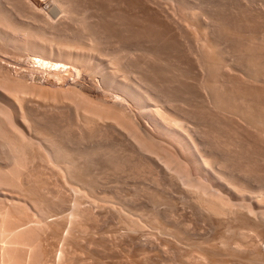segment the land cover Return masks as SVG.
Listing matches in <instances>:
<instances>
[{"label":"rangeland","instance_id":"rangeland-1","mask_svg":"<svg viewBox=\"0 0 264 264\" xmlns=\"http://www.w3.org/2000/svg\"><path fill=\"white\" fill-rule=\"evenodd\" d=\"M12 1H15V2H12ZM78 1L80 2L79 5L76 4L75 7H73V9H72V5H70V6L67 5V7L70 9V12L71 11L73 12V10H74V13H72V12L69 13V12L65 11V8H62L59 6L58 3L56 2V0H23L21 2L19 1L18 3H16V0H9V1L8 0H0V5L2 6V8H4V9L6 8L7 11H9L10 15L12 16L10 18L13 19L12 21L14 23L17 22V26H15V28H18V29H15V28L12 29L9 27L10 29L7 30V33H9L11 36L9 39H12L14 41L13 42L12 40H10V42H9L10 46L9 47L7 46V44L3 43V41L0 39L2 41V42L0 41V108H1L0 118L3 117V119H5V120L1 119L2 122L4 121L3 122L4 125H2V126L3 127L5 126L6 128L7 127L10 128V127H14L15 125H17L15 127H16V130H18L17 132H19V133H17V132L16 133L21 135L22 138L30 140V141H25L23 139V141H25L27 143L31 142V141L33 142L36 139L33 143L31 142L32 143L31 145L28 143L30 145V148H28V149H31V147L33 145H35L38 148H36L35 146L33 148L38 149V151L39 150L40 151L37 154H35L37 152V150L32 148L31 150H29L27 152L29 153L32 150L35 151L34 154H32V152H31V155L29 153V155L31 157L30 159L34 158L36 160V158H37L38 161L35 162L33 159V160H31V162L34 161L35 165L37 164V162L42 163V164H40V166L41 165L42 166H41L40 170L38 169V167H36V170H38V171H36L34 165H33L34 168L31 166L33 163L31 164V162H30L29 165L31 168L27 167V169L32 170V168H33L32 173L35 170L36 171V172H34L35 174L36 173L38 174V172L43 173L44 176H42V173L40 175L44 180L43 182L46 185L45 187L48 188V189L45 188L46 190L44 189L45 192H48L49 195L51 192V194L56 195V197H57V193L61 188L62 189L65 188V189H63L64 192L66 189H69V190H67L69 192L73 188L71 192H69V193L65 192L66 194H68V196H70V198L68 196L67 197H68L69 202L71 204L68 202L66 204H69V206L64 205V206H62L63 207L62 209L60 207V209L58 210L59 213L56 214V216H53V214L52 215L50 214V217L48 220V222L49 221L52 222L55 217L61 216L60 219H63V220H61V223H60V226L62 225L60 227V230L63 233L62 235L64 236L65 239H66V237L71 238V240H68V239L65 240L64 239V242L60 243L62 245L59 244L60 246L56 247L55 254H56L57 258H59V259H60V257L64 258L65 264H67L69 262H71L69 264H87V263L91 264L92 262L93 263L98 262L97 264H101V263L102 264H211V263L212 264H216V263L217 264L218 263L219 264H230V262H231V264H258L260 262V263L264 264V254H263V252H264V250H263L264 249V247H263L264 246V176H263L264 175V172H263L264 171V160H263V158H264V146H263L264 141L263 140L264 139H261V141H260V139L258 141H256L257 137L255 134V130L252 127L253 125L247 126V124L245 125V122L243 123V121H237L240 119L239 117H238L239 119L237 117L235 119V117H234L236 122L235 121L233 122L232 116H235V115H233V113H232V115H231V113L227 114V115H229V117L226 116V118H224L225 115L221 116V118L223 117L225 120L228 119V123L225 122V120H223V119H220V121L223 120V121H221L222 124H220L216 121L213 122V124L217 123L216 125L214 124V126H217V127H214L212 125V123H210V122L204 121L203 123H205V125L210 123L209 125H211V129L214 127L212 129V132H211V130L209 129L210 126L208 125V129H209L208 130L207 126L202 125L203 124L201 122L202 119H200L201 118L200 116H203V115H200L201 111L206 112V110H204L202 107H200V105L197 103L198 102L197 98L196 97L194 98V96L192 94L190 95V93L187 91L184 92L185 95L182 94V95H184L183 98L185 99L186 102L184 101V99H182V97H181L182 95L180 97L177 96L178 99L175 95H173L174 97L171 96L170 98H168L169 96H167L168 99H171L173 97V99H171V103H170V100L168 102L170 104H175V103L177 104V103H179V98H180L181 100H183L182 102H180V104L182 103L183 105L187 106L186 110L187 109L189 110V107L191 106L190 111H191V109H193V110H195V113H197V114L200 113L199 114L200 116L199 115L197 116V117H199V118H197V120L200 121V124H198V127L200 125V128H199V130H196V131L198 132L197 137L200 138V141L198 140V142H201L202 146H205V148L204 147L202 148V146H200L201 144L199 145L201 147V149H198L196 146H195L196 147L195 148L193 146V144L190 146L191 143L189 141H186V143H184V144H180L173 137V134H174V132L176 133V131H174L172 128H170V126H167V124L164 125V123L162 122L163 121L162 120L163 119L162 113L164 112V113H166V115H168L167 112L169 110L171 111L170 106H168L169 104H167V103L164 104L168 100L165 95H168V94L171 95L173 93L171 91H173L174 87L176 86L174 84V82L171 83L172 80L168 79L169 77H166L165 75L170 74V73H172L170 75H173V73H174L173 71H175V73L179 76V80H180V77L184 75L183 72H186V73L189 72L188 73L189 75L185 73L188 77H185L186 75H184L183 78L181 77L180 81H182V83L184 82L185 85H186V83L192 84L194 87L197 84H199V82L201 81L200 79L203 77L204 73H203L202 69L200 68L202 66L201 62H200V61H202V59L200 61L198 60L199 58H197V57H199V55H197V54H200V53L196 51L197 49L199 50L201 48V44H202L201 41H203L200 38V37H202V36H200L201 35L200 33H201V31L203 32V28L205 27V26L203 27V25L209 24L211 21H215V22H217V24L218 23L220 24L221 22L218 19L222 18L223 17L222 15H224V14L230 15L229 13H231L233 15H236V14L238 15V11L241 9L245 10V12H247L248 19H250L253 16L250 19L251 23L256 22V21L252 22L253 18H255L258 22V17L261 15V13H263V15H264V10H263L264 9V0H148V1L144 0L145 4H146L145 6H147V8H146L147 11L148 12L150 11V13L153 11L151 14H154V15L156 14L155 17L158 15L155 18V20L157 18L158 19L155 21V23H153V24L150 23L151 27H149V28L151 29L152 27H154V28H152L154 30L155 28H158L156 26L159 25V27H160V28H158L159 32L163 31L161 29L167 28L164 30V32L168 31V34L170 33L169 37L166 35L169 39L172 38V40H174L173 38H175L176 41L173 43L177 44L176 47L174 46L177 50H175V48L172 47L169 43H167V44H169L168 46H167V44L161 45V48L162 47L163 48L159 50V48H160L159 44H163L164 42L166 43V41H167L166 39H168V38L163 37L164 40H166V41H162L163 40L162 35L163 34L165 35L166 33H163V32H161L163 34L158 33L156 31L158 29L154 30V32L157 33L156 34L157 36H155L154 32H153L154 35L152 33H151L152 35H150L153 37L155 36L154 38L153 37L151 38V40L152 41L154 40L153 42H155V43H157V41L160 40L159 38H161L159 43L156 44L158 46H156L152 42L150 43L149 40L145 41V39H143L141 36H139V34H142V32L139 34L137 33V35H135L137 31L140 32L139 30H135L133 32L135 34L131 33V36H133L132 37L133 39L130 41L125 40L124 38H118L120 36H123V35H121L122 32H123L122 34H127L128 28H125V27L121 28L120 26H117L114 24V26H117L118 28L116 27V29H113V31L115 33H117L118 35L117 36L113 35L109 26L112 28V26H113L112 23L114 22V20H112L113 22L111 23V20H110L111 15H107L105 17L107 9L105 11H101V13L98 12V14L97 13L95 14V13H93L92 10L87 9V7L85 6L87 4L86 0H78ZM97 1H99V0H97ZM116 1L118 2V5H116L115 1L113 2V4L116 5V6L114 5L115 6L114 11L116 10L115 9L116 7L117 8H124V6H125L124 3L126 4L125 0H122V1L116 0ZM123 1H125V2H123ZM179 1L181 4L179 3ZM146 2L148 3V5ZM81 3L83 4V6L81 5ZM93 3L97 4V2H93ZM18 4H20V5H18ZM25 4H26V6H25ZM121 4H123V5H121ZM182 4H183V6H182ZM97 5H100V4H97ZM119 5H120V7H118ZM184 5H186V7ZM121 6H123V7H121ZM111 7H112L111 9L113 11V6H111ZM182 7H184V8L182 9ZM108 8H110V7H108ZM135 9L138 10L140 8L137 7ZM162 10H163V12H161ZM191 10L194 12V15L197 12H199V13H197V15L200 14V16H197V15L194 16L193 12H191ZM247 10H249V11H247ZM166 11H168V12H166ZM188 11H190L191 13L190 14L187 13ZM107 12H108V10H107ZM131 12H134V11L131 10ZM131 12H128V13H130L129 16H131V18H132L133 14ZM157 12H159V13H157ZM251 12L252 13L254 12V13L252 14ZM116 13H117V11H116ZM119 13H120V11L117 13V17L121 16V14H122L121 17H123V13L121 12L120 15H119ZM166 13L171 14V16L169 14H166ZM221 13H222V15H221ZM164 14H166L167 16L166 15L164 16ZM218 14H220V15H218ZM172 15H173V17H172ZM72 16H74V18H71ZM82 16H85V17H82ZM186 16L187 17L189 16V17L186 18ZM249 16H250V18H249ZM97 17L101 18V19H98ZM103 17H105V19H103ZM169 17H171V18H169ZM180 17H182V18H180ZM190 17L192 19L193 18L195 19V17L196 18L198 17L199 20L195 19L196 21L194 24V21H190V19H191ZM206 17L208 18V20ZM209 17H211V20ZM95 18L97 21L95 20ZM107 18L109 19L111 24L108 21H106ZM200 18H202V19H200ZM212 18H213V20H212ZM77 19H82L85 22V24L88 25V27L93 28V29L92 28L91 29L89 28V29H90V32L92 33L93 38H95V36H96V38H95L96 44L94 43V45H96V46L88 45V44H90V42L92 44L93 39L91 36H89L87 34L88 32L82 30L83 27L80 25V23L77 21ZM119 19H118V21L120 22ZM186 19L187 20L189 19L188 21H190V22H188ZM75 20H76V22H75ZM204 20H205V23H204ZM98 21L100 24L99 23L97 24ZM103 21H104V27L106 26L105 24H107L106 28H108V31L107 30L103 31L104 30V28H102L103 27L102 26ZM115 21H117V20L115 19ZM121 21H123V22H121L120 24H122V23L125 24L123 19ZM198 21H200V22L202 21V23H200V22L198 23ZM22 22L24 23V25ZM215 22H211L210 24L213 23L212 25L214 27V26H216V25H214ZM18 23H19V25H18ZM78 23H79V25H78ZM114 23H116V22H114ZM261 23H263V22H261ZM21 24L23 25V27ZM200 24H201V26H200ZM136 25L138 28H142V27L144 28L145 27L144 29H146V26H143V24H142V26H138V24H135V22H133V26H136ZM19 26H21V27H19ZM114 26H113V28H114ZM137 27H135V28H137ZM168 27H169V29H168ZM198 27L200 30L198 29ZM132 28L135 29L134 27H132ZM121 29L122 30L124 29V30L122 31ZM194 29H195V31H194ZM153 30H150L149 32H151ZM95 31H97V32H95ZM124 31H125V33H124ZM173 31H175V32H173ZM93 32H95L96 34L94 33L95 34L94 35ZM172 32H173V34H172ZM180 32H182V33H180ZM189 32L191 33V35H189ZM245 32H248V29ZM31 33L39 38L40 41H38L39 42L38 44L43 46V48H42V46H39L41 49H38L39 51H42L41 53L35 52L36 50L32 51L31 49H28V48H26L27 49L26 50L22 47V45L24 44L23 42L27 41V39H29ZM104 33H106V34H104ZM110 34H111V36L116 37V39H115L116 41L113 40V37H111ZM194 34L197 35V37L195 36V38L197 40L196 43L194 42L195 41V38H193L194 36H192ZM246 34H248V33H246ZM258 34L261 35L260 32H257L254 35H258ZM134 35L137 37L135 38ZM159 35H161V36L158 37ZM170 35H171V37H170ZM86 36H89V37H86ZM125 36H123V37H125ZM90 37H91V40H90ZM156 37H158V38H156ZM137 38H138V40H137ZM198 38H200V40H198ZM218 38H220V40H222V42L220 43L221 48L223 47L222 51L225 50L226 48H228V49H226V50H228V52L226 50H225L226 52H223V53H225V55L227 54L226 56L224 55V57L227 59L229 57L228 55L229 54L231 55V50L233 53V48H231L232 47L231 45H229V44L227 45V43L225 44V41H224V39H222L221 36L215 37L216 42H218V41L220 42V40ZM120 39H122L121 42L119 41ZM68 40H70V41H68ZM172 40H171V42H172ZM19 41H20V43H18ZM256 41H258V40H255V43H258ZM219 42H218V45H219ZM1 43H3L4 45ZM21 43H22V45H20ZM82 43H83V45L86 46L85 50L82 49V45H81ZM97 43H98V45H97ZM145 43H147V44H145ZM197 43H199V44H197ZM222 43H224L225 45ZM15 44L17 45V47L15 46ZM152 44H153V46H152ZM196 44L198 47L199 46L200 47L196 48ZM154 45L157 48L154 47ZM18 46H20V47H18ZM165 46H167L168 48ZM148 47H149V49H148ZM153 47H154V49H153ZM170 47H172V48H170ZM173 48H174V50H173ZM42 49L45 50V52ZM67 49L69 51H67ZM88 49H89V51H88ZM93 49H96V50H93ZM146 49H148V51L150 52L149 55H148L149 52H147V51H146L147 55H146V52L143 53L144 50H146ZM150 49L153 51H151ZM28 50H31V52ZM157 50L160 51V53H158ZM63 52H65V54ZM134 52H136V53H134ZM153 52L158 53V54L156 55ZM196 52H197V54H196ZM36 53H38V54L36 55ZM69 53H71V54L69 55ZM137 53H140V54H137ZM66 54H68L69 57ZM77 55H79V56H77ZM130 55H131V57H129ZM137 55L138 56L141 55V56L136 57ZM194 55H195V57H194ZM200 56H201V54H200ZM84 57L87 59H85ZM134 57L136 59L137 58L138 59L135 60ZM179 57H181V58H179ZM128 58H130L129 59L130 61L132 58H134V59H132V61L135 60L133 62V64H132V62L130 63V61H128ZM194 58L195 59L197 58V60L195 61ZM159 59L160 60L162 59L161 61L164 60L163 61L164 64L167 62L168 65L165 64L166 66H164L160 62H157V61H160ZM167 59H168V61H167ZM82 60H84V61H82ZM119 60H121L120 61L121 63H122V61H124L122 64L125 65L124 67L128 68V69L126 68L128 71L125 70V72H123L124 70H122V72L118 73L117 76H115V78H117L116 80L115 79L110 80L109 79L110 76H112V74L115 73V71L113 72V70H115L116 66H118V65H116V63L120 64V62H118ZM177 60H179V61H177ZM228 60H230V59H228ZM63 61H64V64L62 63ZM141 61H144V62L140 63ZM197 61H199V62H197ZM242 61H244V64L247 62V60L245 58ZM126 62L130 63V64H128L130 66H127ZM136 62H138L137 65L140 68L138 66H135ZM54 63H56V64H54ZM124 63H126V64H124ZM156 63L161 65L160 69H161V67H162V69L163 68L166 69L165 67H167V68L169 67V69L171 68V71L166 69L168 73L162 76L161 74H164V73L160 74L162 69L160 70L159 65H157V66L155 65ZM242 63L243 62L240 61V64H242ZM151 64H152V66H151ZM174 64L177 67H175ZM141 65L144 66L143 68L145 70H143ZM148 65H150L152 68L150 66H149L150 67L149 68ZM169 65L172 67H170ZM194 65H196V66H194ZM131 66H134L135 69H137V70L133 71L134 69H132V68H134V67H131ZM154 66L159 70L156 71V74L154 72L152 75L150 72L152 69L155 68ZM180 66H181V68H180ZM245 66H246V64H245ZM129 67L131 68L132 71L130 70ZM137 67L141 71L143 70L145 72L144 74L147 73V70H150V72H148L146 75H147V77H149V75H152V76H150V79L153 78L155 81L154 80L151 81L149 78H146V79L150 80V81H148L150 83V85H149L146 82L147 80L144 79L145 77L143 78V77L138 76V75L143 76V71L142 72L138 71L139 69ZM173 67H175V68H173ZM156 68H155V70H156ZM188 68H190V69H188ZM179 69H180V73L181 74L183 73V75H180L178 73ZM217 69L218 68H215V70H217ZM155 70H153V71H155ZM198 70L202 74L201 78H200V76H201L200 73H199V76L197 75L199 72ZM129 71H131V74ZM176 71H178V72H176ZM139 72H140V74H138ZM157 72H159V73H157ZM214 72H216V71H214ZM122 73H124V76ZM135 74H137V75L134 76ZM157 74H159L161 77ZM176 74H174V75H176ZM125 75H127V77L131 76L132 80H134L136 82H140L141 85L143 84L142 82L144 81L145 83L148 84V85L147 84L145 85L147 87L148 86L151 87V85H152L151 88H153L154 85L157 86L156 84H158V86L156 88L157 91H158V87L160 85L163 86V87L160 86L161 88H164V83L162 81L165 78L166 80H164V82L167 81V82H165L167 84H165V90L163 89V93L165 92L166 94L164 93V95H161V97L165 96V98H163V99H165V100L167 99V100L165 101L160 97V95H159L160 92H157L156 90H154L155 87L152 90L150 88H149L150 90H148V88H145V86H144L143 89L144 90L146 89V90L143 92H146V91L151 92L152 91L153 95H154V91H156L154 96H157V93L159 95V96H157L158 99L155 97L158 100V101L156 100L157 103H156V101H154L155 99L151 93L150 94L147 93L148 96L143 94V95H145V97L143 95H141L144 98H142L141 96H140V98H137L140 95V94H138V91L132 90L133 92L135 91L134 94H131L132 91L130 92V94L124 92L125 91L124 86H127L126 84H128V81H129V78H127L128 81H126ZM122 77L125 79H123ZM139 77L141 78V80H142V78L144 80H142V82H141ZM157 77H158V79H157ZM135 78L136 79L139 78V79L136 80ZM208 78H210V77H208ZM185 79H186V81H185ZM132 80L130 82H132ZM202 80H204V79H202ZM105 81L107 83L108 82L111 83L114 81L115 82L110 84L112 86V88H110L111 86H109V83L105 85V83H106ZM154 82H155V84H154ZM193 82H194V84H193ZM122 83H123V85H122ZM166 85H168V86H166ZM198 86H196V88ZM117 87H118V89H117ZM122 87H123V89H122ZM213 87H215V86H213ZM213 87H211V86L208 87V92L210 91V88L215 89ZM161 88H159V90L162 91ZM168 88H169V90H168ZM177 89H179V87ZM197 89H199V88H197ZM119 90L122 93H120ZM124 93H126L128 95V97H127V95L126 96L123 95ZM188 93H189V95H188ZM214 93H215V91H214ZM135 94H137L138 96L136 97ZM132 96L136 99L135 101L134 100L132 101V99H131ZM185 96L186 97L191 96V97H187V99H191L192 101L189 102L190 100H186ZM148 97H151V99H154L153 100L154 102L151 99H150V101L147 102V99H149ZM160 98L163 101L160 100ZM193 98L195 100H193ZM139 99H140L141 103L135 105L136 103L134 104V102L138 103ZM174 99H175V103L174 102L172 103V100H174ZM206 100L207 99H205V101ZM159 101L160 102L162 101V102L160 103ZM176 101H178V102H176ZM194 101H195L196 106L194 105ZM207 101L209 103V104L208 103L206 104V105H209V106H207V110L209 109L208 112H212V115L214 114L213 112L218 113L219 111H215V109L211 108V106H210L211 104H210L209 100H207ZM200 102L203 103V101H200ZM155 103L158 106L155 105ZM184 103H186L187 105ZM142 104H144V105H142ZM243 105L246 106L244 103L243 104L241 103V105L239 104L238 106H243ZM136 106H138V107H136ZM140 106L142 109L140 108ZM167 106H168V109H167ZM198 106H199V108H197ZM171 107H173V106H171ZM101 108H102V110H101ZM138 108H140L141 110H139ZM194 108H196V109H194ZM155 109L157 111L159 110L158 113H161V115L158 114L157 111H155ZM3 110H6V111H3ZM9 110H10V112H9ZM103 110L104 111L106 110V111L104 112ZM152 110H154V111H152ZM165 110H168V111H165ZM95 111H97V112H95ZM196 111H199V112H196ZM109 112L112 114L114 113V114L112 115ZM98 113H99V115H98ZM104 113L108 116H106ZM168 113H170V112H168ZM216 113H215L214 117L220 115V112L217 115H216ZM238 113H239V111H238ZM86 114H88V116ZM73 115H74V117H73ZM89 115L92 116L93 118H96V119L91 118V119H93L91 122V125H89L91 128L90 127L87 128L86 123L84 126H82V124H81V122L84 121L83 120L84 117L87 116L88 119L90 118ZM212 115L210 118L211 120H212ZM159 116H161V118ZM122 117H123V119H122ZM103 118H104V120H103ZM110 118H112V119H110ZM33 119L34 120L38 119L39 121L37 120L36 122H33L34 121ZM61 120H64V121H61ZM40 121L42 124L40 123ZM84 122H83V124H84ZM223 122H225V123H223ZM262 122H264V121H262ZM33 123H35V124H33ZM78 123H80V124H78ZM92 123H94V124L92 125ZM239 123H240L241 128L238 127ZM242 123L244 125H242ZM31 124H33V125H31ZM48 124L49 125L51 124V125L48 126ZM95 124H96V126H95ZM101 124H103L104 126ZM226 124H227L228 128L225 129ZM260 124H258L257 127L260 126ZM29 125H31V126H29ZM38 125H41V127H39ZM79 125H81V126H79ZM220 125L223 126V128L225 129L224 131H223L222 126L220 127ZM37 126L42 133L44 132V134L46 133V131H49V130H47V128L49 127L51 134L55 135V136L50 135V139L53 137H56L57 135H59L57 138H59L61 136L62 138H59L61 140L58 139L61 143L60 145L57 143V141H58L57 138H55V140L51 139L53 142H55V145H57V146L58 145L59 146L64 145L65 148H69L70 150L72 149V151L75 153H76L75 149H77V151L82 149L81 151H83V153L85 150H86V152L88 150L87 153H89V154H87L85 152V154L81 156L82 153L78 152L77 154L78 155L80 154V156H77V157L78 158L84 157L85 159L84 158L83 159L85 161L80 158V161H83L84 164L88 163L91 160L89 162L88 166H90L92 164V167H94L95 169L90 167L91 171H93V172H90L89 170L87 172L86 167L88 168V166H86L87 164H85L86 167L82 168V169H86V172H85V170H83L82 171L83 174L89 173L91 175L88 176L85 174V175H82V177L84 178V176H86L87 178H85V179H86V181H89L88 183H91V182L95 183V181H97L98 183L95 184L96 188H97L95 195L98 196L99 198L101 197L102 199H105V197L107 198V201L105 200L106 202L104 200H102V201L99 200L98 201V203H99L98 207H97V205L94 208L92 207L94 212L91 211V214L93 213V215H91V216H93V217H91L90 215H87L88 217L81 216L82 218L80 217V215H77L78 217H76L75 211H73L74 208L71 205H73L74 201L77 200V198H78L77 201H78V203L80 202L79 203L80 209L81 208L87 209V210L91 209V208L88 209V207L90 206L88 204H91V201L88 200L89 198L87 199V197H89L88 191H91V190L86 191L85 188H82L83 186L80 187L81 189L78 187V190H75L77 188L76 186H73L71 188L70 186H72V185H70V183H67L68 181L66 180L65 177H62L61 175L56 174L55 170H53L55 168L54 164H56V163L55 162L53 163V161H52L51 163H53V165L49 164L48 162H50L51 160L47 159L48 157L45 158L47 154L49 156L48 152L50 151L48 149V148H50V145H49L50 139H48V137H49L48 133H50V132H47L48 135L45 134V136L47 137V138L45 137V139H48V141H45V139L44 140L42 139V138H44V134L42 135V133H40V131H37V130H39V129H37ZM66 126H67V128H66ZM92 126L94 128H92ZM105 126H106V130H105ZM234 126H236V127L233 128ZM243 126H245V129ZM33 127H34V129L35 128L37 129V130L36 129L35 130L37 131L38 135H36L37 133L33 129ZM45 127H47L46 131H43L42 129L45 130ZM77 127H79V128H77ZM99 127H100V129H99ZM218 127H219V129H218ZM242 127L244 130L242 129ZM8 128H7V130H8ZM65 128L67 129V131ZM203 128H206L207 131ZM236 128H237V130H236ZM250 128H251V130H249ZM11 129H14V128H11ZM84 129H86L87 131ZM97 129H99V130H97ZM52 130H53V132H52ZM55 130H56V132H55ZM83 130H84V132H83ZM101 130H104V131H101ZM215 130L217 132H215ZM219 130H221V132L224 133V135H223V137L225 138L224 140L231 142V143H228L225 141L226 144L227 143L230 144L229 145L230 151L228 152V153H230V155L227 152H225V150L226 151L228 150V148L226 149V147H228V144L225 145V144H223L224 142L221 141L222 140L221 139L222 138L221 132H220V134H217V133H219ZM240 130H242L244 132H242ZM65 131L68 133H66ZM98 131H100V132H98ZM204 131H205V133L207 132L206 135H205ZM227 131H228V133H227ZM234 131L236 132L235 135H234ZM225 132H226V134H225ZM252 132H254V133H252ZM39 133H40V135H39ZM92 133H93V135L91 136ZM213 133H214V135H213ZM249 133L252 134V136H250ZM24 134L29 135V136H25ZM64 134H67V135H64ZM208 134H209V136H208ZM253 134H254V136H253ZM41 135H42V137H40ZM225 135H226V137H225ZM237 135H239V136L237 137ZM66 136H68V138ZM69 136H71V137H69ZM75 136H77V137H75ZM84 136H85V138H84ZM200 136H203V137H200ZM206 136L208 138H211V139H209L211 141H209ZM210 136H212V137H210ZM219 136H220V138H218ZM72 137H73V139H72ZM197 137H196V139H199ZM216 137H217V139H216ZM253 137L254 138L256 137V138L254 139ZM150 138H152V140ZM231 138L233 139L232 141H231ZM235 138H237V140ZM39 140L41 142H39ZM80 140H82V141H80ZM217 140H219L221 142H219ZM206 141H209L210 144L211 143L212 144L210 145L209 142H206ZM187 142H189V143H187ZM214 142H215V144L216 143L217 144L215 145ZM252 142H254V143H252ZM45 143H48L47 144L48 146H46ZM203 143H205V144L203 145ZM244 143H245V145H244ZM37 144L39 146H37ZM237 144H239L240 150H239ZM257 144H258V147L260 150H256L257 153H255L253 148L255 149ZM181 145H183V146H181ZM220 145L222 148L220 147ZM246 145H249V146H246ZM94 146L97 150L94 148ZM207 146H210L211 149H210V147H207ZM61 147H63V146H61ZM64 147H63V149H65ZM99 147H100V149H99ZM106 147H108V148H106ZM146 147H147V149H146ZM206 147H207L208 151L210 150L209 152L212 151V153L210 154L212 156H213V150L215 148L213 157L209 155V152L207 150L203 151L206 149ZM234 147H236V148H234ZM241 147H242V149H241ZM243 147H245V149ZM109 148H110V151H109ZM247 148H248V150L251 149L252 152H251V150L248 152ZM46 149H48V151ZM91 149H95L97 152L95 150H91ZM2 150L3 149L0 148V151H2ZM65 150H68V149H65ZM70 150H68V151H70ZM90 150H91V152H90ZM103 150H105L104 153H106V154H109V155L113 154L112 158L114 159V161L116 160V162H117V159L119 158L118 160L120 161V163L124 162V161L126 162V160L129 161V163H126V164L124 163L125 165H122V163H121V167L119 168L118 167L119 162H117V163L115 162L116 166L118 164V166H117L118 170H116L115 166L112 163H110L114 166V168H115V171H114V170H112V168H113L112 165H107L109 163L106 161L107 158L104 157V155L105 156H107V155L103 154V152H102ZM147 150H151V151L148 152ZM198 150L200 151L199 152L200 154L201 153H203V154L199 155ZM244 150H246V151H244ZM6 151L7 150L5 149L2 153L4 155H6ZM46 151H47V154L44 153ZM72 151H71V153L73 155H75V153H73ZM92 151H94L95 154ZM98 151L102 152V153H99ZM258 151L261 153H258ZM51 153L52 152H50V154ZM128 153H130V154H128ZM205 153H207V154H205ZM219 153H221V155L223 154L225 157L229 156V157H227L229 159H232V157H233V159L231 161L233 163L230 162V164H228V162L226 161L227 162L226 164H228L229 166L225 164V170H223L224 167L221 166L222 164L219 161H217V158L219 160V157H217V155L219 156ZM243 153H245V155ZM38 154H43V155L41 156ZM92 154H94V156ZM249 154H251V155H249ZM88 155H90V156H88ZM98 155H99V157H98ZM109 155H108V157H109ZM235 155H237V156L235 157ZM242 155H244V156H242ZM252 155H253V157H252ZM40 156H41V159L44 158V159L48 160V162L46 160L44 161V159L42 160L43 162H40L41 161L39 159ZM117 156H118V158H117ZM125 156H127V157L131 156L130 158L128 157L129 159H131V161ZM255 156H258V157H256V158H258V159H256V160H258V162L255 160ZM259 156L262 157L263 162H260L261 158ZM139 157H141V158L139 159ZM144 157H146V159H148V161L146 159L144 160ZM149 157H151V158H149ZM199 157H201V158H199ZM202 157H203V159H202ZM206 157H207V159H209L208 160L209 161L208 162L209 168H206V166L204 168V166L202 165L204 163V162L202 163V161L207 160V159H205ZM209 157H212V159L215 158L216 161L220 163V166L218 163H217L218 165L217 164L212 165L213 160H211ZM227 158H225V159H227ZM4 159H2L3 160L2 163H3L4 167L7 165L9 166V164L12 161L9 160V162H8L7 159H5V160ZM86 159H87V161H86ZM92 159L93 160L95 159V160L93 161ZM100 159H101V161H99ZM215 159H214V161H215ZM76 160H78V159H76ZM102 160H104L106 162H104ZM142 160L144 162H149V161L150 162L148 164L147 163L145 164ZM44 162H46V163L43 164ZM77 162L79 163V161H77ZM252 162H254V163H252ZM150 163H151V166H150ZM236 163H238V164H236ZM246 163L247 164L251 163V164L247 165ZM255 163L258 165H256ZM262 163H263V165H262ZM47 164L50 167V169L47 166ZM80 164H82V162ZM84 164L80 165V166L84 167ZM144 164H145V166H144ZM152 164L154 166H152ZM57 165L58 164H56V166ZM95 165H96V167H95ZM231 165H232V167H231ZM251 165L253 166V168ZM37 166H39V164ZM40 166H39V168H40ZM52 166H54V167L52 168ZM212 166L215 167V170L213 169L214 167L212 168ZM216 166L218 169H219V167H221V170L219 169V171H217L218 169L216 170ZM254 166H259V167L255 168L256 170H260L263 167L261 169V171L263 173H261L260 171H257L258 173L255 172V174H257V175H255L254 174V170H255ZM45 167H47V168L45 169ZM226 167L228 168V170H226ZM43 168H44V170H43ZM57 168L59 169V167H57ZM57 168H56V171L58 170ZM100 168H102V169H100ZM248 168H251V170L249 169L251 171V174H250V171L248 170ZM105 169H107L106 172H105ZM252 169H253V172H252ZM223 172H224V174H222ZM228 172H229V174H228ZM239 172H241V174ZM249 174H250V176H249ZM259 174H261V175L263 174L262 175L263 177L262 176L259 177L260 176ZM58 176L61 179H59ZM93 176L96 177L95 181L90 180V178L92 179ZM254 176H256V177H254ZM88 177H89V179H88ZM261 178H263V180ZM94 179L95 178H93L92 180H94ZM60 180H63V181L60 182ZM64 182L66 183V185ZM62 183H64V184L62 185ZM93 183H91V184H93ZM195 183H196V185H195ZM44 184H43V186H44ZM59 184H61L62 186ZM68 184L70 186H68ZM50 187H51V189H50ZM92 187L94 188L95 186L93 185ZM92 187H90V188H92ZM93 188H92V192L95 191V190H93ZM237 188H239V189H237ZM54 189H55V192L53 193ZM82 189H84V190H82ZM6 190L7 189L5 187L0 186V206H2L3 203H4V205L7 203L9 205L10 202H11V204H12V202H16V198L14 197L13 192H9ZM47 190H49L50 192ZM150 191H152V192H150ZM81 193L83 196L81 195ZM255 193H257V194H255ZM200 194H201V196H200ZM81 196H82V198H81ZM202 196L203 197H205V196L209 197L210 196L212 198L216 197L215 199L222 200L221 202L226 204L225 205L226 208L228 207L227 205H229V207H228L229 211L228 212L226 211L225 213L219 214V215L207 213L205 210H203V209H205V203H202V200H201ZM79 198H81V199H79ZM17 200H19V199H17ZM110 200H112V202ZM25 203L26 202H24L23 204H25ZM98 203H95V204H98ZM101 203H103V204H101ZM25 205H26L25 211L28 210L27 214L32 216L34 219H37L36 217L38 216L37 215L38 210L36 211L35 207L31 203L28 204V202H27ZM29 205H31V206H29ZM201 207H203V208H201ZM29 208H30V210H29ZM65 208H67V209H65ZM32 209L33 210L35 209V210L33 211ZM70 209H73V210H70ZM108 209L110 212L108 211ZM99 210H100V212H99ZM34 212H35V214H34ZM95 212H97V213H95ZM129 212L132 215H130ZM32 214H34V215H32ZM64 214L65 215L66 214L71 215L73 217L72 220L75 218L76 219L72 221L71 218H68V216L66 217ZM117 214H119V215L117 216ZM158 214H161V215H158ZM125 215H127L126 217H129L130 219L127 218V220H126ZM64 216L67 219H65ZM71 216H69V217H71ZM89 216H90V218H89ZM77 218H79V219H77ZM131 219L136 224V225L134 224L135 227L133 225H130L131 223L128 224V222H131ZM157 219H158V221H157ZM65 220H68V221H65ZM76 220H78V221H76ZM75 221H76V223H75ZM126 221H128V222H126ZM258 222H259V224H258ZM63 223H65V226H63ZM35 224L42 225V222H39V223L36 222ZM132 224H133V222H132ZM129 226H132L133 228L132 227L130 228ZM63 227H65L64 230H63ZM166 229L169 231H167ZM65 230H66V232L64 235ZM240 231H241V233H240ZM0 233L4 234L3 232H0ZM2 234L0 235V237L2 236ZM128 236H131V237L128 238ZM72 237H74V238L72 239ZM226 238H227V240L228 239L229 240L227 241ZM89 239L91 241L93 240L95 244L93 243V241L92 242L89 241ZM73 242H74V244H73ZM81 242H82V244H81ZM215 243H217V245ZM229 243H230V246H229ZM97 244H99L100 246ZM212 244H213V246H214V244H215V246H217V248L214 247L215 248L214 252L218 249V247L221 250L220 252L218 250L216 251L219 253H215L214 255L217 254L215 257H213V255L206 254L207 252H204L205 247L209 246V245L212 246ZM75 245H76V247H75ZM222 245L226 246V247L223 249ZM62 246L65 248H63ZM84 246H86V247H84ZM220 246H222V247H220ZM227 246L229 247V250L231 248L232 249L229 251L227 249L228 248ZM58 248H59V250H58ZM82 248H84V249H82ZM221 248L223 250H228V251L222 252L223 250ZM256 248L258 250L262 251V253L259 252ZM253 249H255V250H253ZM67 251H68V253H67ZM227 252H230L231 254L230 253L227 254ZM258 252L261 253L260 257H259ZM204 253L208 256L205 257ZM254 254H257V255H254ZM62 255H64V256H62ZM28 257L29 256L27 253L25 256V258H26L25 263L28 262ZM203 257H205V258H203ZM72 258H73V260H72ZM245 259H246V261H245ZM93 260H95V261H93ZM74 262H76V263H74Z\"/></svg>","mask_w":264,"mask_h":264},{"label":"bare ground","instance_id":"bare-ground-1","mask_svg":"<svg viewBox=\"0 0 264 264\" xmlns=\"http://www.w3.org/2000/svg\"><path fill=\"white\" fill-rule=\"evenodd\" d=\"M9 1V0H8ZM21 2V1H23V0H16V3H18V2ZM87 2V4L85 5L86 7H87V9H90V10H92L93 11V13H97L98 14V12H100L101 13V11H105L106 9L108 10V12H107V10H106V14H105V17L107 16V15H111V18H110V20H111V23L113 22L112 20H114V22H116V23H112L113 24V26H114V24L115 25H117V26H120L121 28L122 27H125V28H128L127 29V31H128V33L127 34H122L121 33V35H123V36H125V37H123V36H120V37H118V38H124L125 40H132L133 38V36H131V33H133L135 30H139L140 32H136V34L135 33H133V34H135V35H137V33L139 34V33H141L142 32V34H139V36H141L143 39H145V41L146 40H149L150 41V43L152 42L153 44H157V43H159V41L161 40V38H159L160 40L159 41H157V43H155V42H153L152 40H151V38L153 37V36H150V35H152L153 34V32H154V30H156V29H158V28H160L159 27V25L158 26H156V27H158V28H155L154 30L152 29V28H154V27H152L151 29L149 28V27H151L150 26V23H155V21L158 19H156L155 20V18L158 16H156L155 17V15L154 14H151L150 13V11L148 12L147 11V6H145L146 4H145V1L144 0H125L126 1V4L124 3V8H115L116 10L114 11V7L116 6V5H118V2L116 1V0H99V1H97V0H86ZM115 1V3H116V5L115 4H113V2ZM118 1H122V0H118ZM125 1H123V2H125ZM148 1V0H147ZM12 2H15V1H12ZM56 2L58 3V5L60 6V7H62V8H65V11L66 12H69V13H71L70 12V9L67 7V5L68 6H70V5H72V9H73V7H75V5L76 4H78L79 5V1L78 0H56ZM93 2H97V4H100V5H97V4H95V3H93ZM15 3V4H16ZM27 3V2H26ZM147 3V2H146ZM151 3V2H150ZM178 3V2H177ZM179 3H180V1H179ZM181 4V3H180ZM224 4V3H223ZM18 5H20V4H18ZM17 5V6H18ZM66 5V6H65ZM81 5L83 6V4L81 3ZM115 5V6H114ZM121 5H123V4H121ZM147 5H148V3H147ZM25 6H26V4H25ZM89 6V7H88ZM98 6V7H97ZM111 6H113V11H112V7ZM145 6V7H144ZM178 6V5H177ZM182 6H183V4H182ZM185 7H186V5H184ZM191 6V5H190ZM19 7V6H18ZM22 7V6H21ZM28 7V6H27ZM108 7H110V8H108ZM118 7H120V5L118 6ZM121 7H123V6H121ZM140 8V9H135V8ZM154 7V6H153ZM134 8V9H133ZM151 8V7H150ZM184 7H182V9H183ZM75 9V8H74ZM143 9V10H142ZM181 9V8H180ZM187 9V8H186ZM185 9V10H186ZM10 10V9H9ZM100 10V11H99ZM125 12H124V11ZM131 10L132 11H134V12H131ZM233 10V9H232ZM262 10V9H261ZM264 10V9H263ZM89 11V10H88ZM116 11H117V13L120 11V13L122 12H124L123 13V17H121L122 16V14H121V16H119L120 15V13H119V17H117V13H116ZM160 11V10H159ZM174 11V10H173ZM195 11V10H194ZM247 11H249V10H247ZM128 12H131L133 15H132V18H131V16H129L130 15V13H128ZM161 12H163V10L161 11ZM160 12V13H161ZM166 12H168V11H166ZM170 12V11H169ZM182 12V11H181ZM191 12H193L192 10H191ZM190 11H188L187 13H191ZM197 12V11H196ZM201 12V11H200ZM72 13H74V10H73V12ZM76 13V12H75ZM90 13V12H89ZM157 13H159V12H157ZM197 13H199V12H197ZM197 13L194 15V12H193V15L194 16H196L197 15ZM202 13V12H201ZM252 13V12H251ZM254 13V12H253ZM252 13V14H253ZM46 14V13H45ZM104 14V13H103ZM166 14H169V13H166ZM166 14H164V16L166 15ZM184 14V13H183ZM217 14V13H216ZM230 15H227V14H224V15H222V13H221V15L223 16L222 18H220V19H218V20H220V24L218 23L217 24V22H215V21H211V22H215V24L214 25H216V26H214L213 27V23L212 24H204L203 25V32L201 31V35L200 36H202V37H200L201 38V40H203V41H201L202 42V44H201V48L198 50H196L197 52H199L200 54H201V56H200V54H197V52H196V54L197 55H199V57H197V58H199L198 60L200 61L201 59H202V61H200L201 62V69H202V71H203V77H202V74L200 73V71L198 72V76H199V73H200V82H199V84H197L195 81V83L197 84L196 86H198L197 88H199V89H197L196 88V86L194 87L192 84H188V83H186V85L184 84V82L182 83V81H180L181 80V77L183 78V76L184 75H186V74H188V73H186V72H183L184 73V75H183V73L181 74L180 73V69L178 70V71H176V72H178L180 75H183V76H181L180 77V80H179V76L175 73V71H173L174 73H173V75H170V74H172V73H170V74H167L168 72H167V70H170L171 71V68L169 69V67L167 68V67H165L166 69H162V67H161V69H160V66L161 65H159V64H155L156 66L157 65H159V69L161 70V72H160V74L161 73H164V74H161L162 76L163 75H165V74H167V75H165L166 77H169L168 79H170V80H172V82L171 83H173L174 82V84L176 85L175 87H174V90L173 91H171V92H173L171 95L170 94H168V95H165L166 96V98H167V96H169L168 98H170L171 96H173V95H175L176 97L178 96V97H180L182 94H184V92H189L190 93V95L192 94L193 96H194V98L196 97L197 98V100H198V104L200 105V107H202L204 110H206V112L204 111H201V114L200 115H203V116H200L199 114H197V113H195V110H193V109H191V111H190V107H189V110L187 109L186 110V108H187V106H185V105H183L182 103L180 104V102H182L183 100H181L180 98H179V103H175V99L174 100H172V103L174 102L175 104H170L171 103V99H173V97L171 98V99H166L167 100V102H165L166 100L165 99H163V98H165V96L164 97H161V95H164V93H163V89L165 90V84H167V83H165V82H167V81H165L164 82V80H166L165 78L163 79V83H164V88H161L160 86H162V85H160L159 87H158V91H157V86H158V84H156L157 86H155L154 84H155V82H154V86H153V88H151L152 87V85H151V87H147V86H145L147 83L150 85V83L148 82V81H153L154 79L152 78V79H150V76H152L153 75V73L155 72V74H156V71H158L159 69H157L155 66V68H156V70H155V68L154 69H152L151 70V72H150V70H147V73L148 72H150L152 75H149V77H147V73L146 74H144L145 72L143 71V70H145L143 67L144 66H142L141 65V67L143 68V76H141V75H138V76H140V77H145L144 79L145 80H147L146 82L147 83H145L144 81L142 82V80H144L143 78H142V80H141V78H140V80H141V82L143 83L142 85L140 84V82H136V81H134V80H132V78H131V76L130 77H127V75H125V78H126V81H128L127 80V78H129V81H128V84H126L127 86H124L125 88V91L124 92H126V93H129L130 94V92L132 91V90H135V91H138V94H140L139 96L137 95V94H135L136 95V97L137 98H140V96L141 95H143V94H145V95H147V93L148 94H152V96L154 97V99H151V97H148L149 99H147V102L148 101H150V99L153 101H156L158 98H157V96H159L160 95V97L163 99V100H165L163 103L164 104H169L168 106H170V108H171V111L169 110H165V111H168V112H170V113H168L167 112V114L168 115H166V113H162L163 115H162V122L164 123V125L165 124H167V126H170V128H172L174 131H176V133L174 132V134H173V137L180 143V144H184V143H186V141H189L191 144H190V146L193 144V146L195 147H197L198 149H201V147L200 146H202V144H201V142H198V140L200 141V138L199 137H197V134H198V132L196 131V130H199V128H200V125H199V127H198V124H200V121L199 120H197V118H199V117H197L198 115L201 117L200 119H202L201 120V122L203 123L204 121L205 122H210V123H212V125L214 126V124L216 125L217 123H214L213 124V122H218V123H220V124H222L221 123V121H223V120H225L224 118H226V116H228L229 117V115H227V114H230L231 113V115H232V113H233V115H235V116H232L233 117V119H234V117H235V119H236V117L239 119V120H237V121H243V123L245 122V125L247 124V126H252L253 127V129L255 130V134H256V137H257V140L256 141H258L259 139H260V141H261V139H264V122H262V121H264V15H263V13H261V15L258 17V22H257V20L255 19V18H253L252 19V22H254V21H256L255 23H251V21H250V19L253 17H251L250 18V16H249V18L250 19H248V14H247V12H245V10H239L238 11V15L236 14V15H233V14H231V13H229ZM259 14V13H258ZM257 14V15H258ZM72 15V14H71ZM94 15V14H93ZM162 15V14H161ZM160 15V16H161ZM170 16H171V14H169ZM182 15V14H181ZM218 15H220V14H218ZM250 15V14H249ZM86 16V15H85ZM85 16H82V17H85ZM91 16V15H90ZM163 16V15H162ZM167 16V15H166ZM191 16V15H190ZM197 16H200V14L199 15H197ZM212 16V15H211ZM234 16V17H233ZM255 16V15H254ZM10 17H12L11 15H10V13H9V11H7V9L5 8H2V6L0 5V39L3 41V43H5V44H7V46L9 47L10 45H9V42H10V40H12V39H9L11 36H10V34L9 33H7V30L8 29H10V28H12V29H14L15 28V26H17V22H13L12 20L13 19H11ZM102 17V16H101ZM105 17H103V19H105ZM124 20V23L125 24H120L121 22H123V21H121L122 19ZM172 17H173V15H172ZM189 17V16H188ZM187 16H186V18H188ZM256 17V16H255ZM71 18H74V16H72ZM98 18V17H97ZM120 18V19H119ZM165 18V17H164ZM168 18V17H167ZM169 18H171V17H169ZM180 18H182V17H180ZM191 18V17H190ZM207 18V17H206ZM210 18V20H211V17H209ZM217 18V17H216ZM98 19H101V18H98ZM115 19L117 20V21H115ZM118 19L120 20V22L118 21ZM160 19V18H159ZM195 19H198V17L196 18L195 17ZM194 18L192 19H190V21H194V24H195V20ZM200 19H202V18H200ZM74 20V19H73ZM95 20H96V18H95ZM184 20V19H183ZM187 20V19H186ZM185 20V21H186ZM189 20V19H188ZM187 20V21H188ZM199 20V19H198ZM207 20H208V18H207ZM212 20H213V18H212ZM223 22H222V21ZM77 21L80 23V25L83 27L82 28V30H84V31H86V32H88L87 34L89 35V36H91L92 37V44H91V42H90V44H88V45H93V46H96V45H94V43L96 44V41H95V38H96V36H95V38H93V36H92V33L90 32V29L92 28H90V27H88V25H86L85 24V22L82 20V19H77ZM97 21V20H96ZM100 21V20H99ZM99 21L97 22V24L99 23ZM106 21H108L109 23H110V21H109V19L107 18L106 19ZM105 21V22H106ZM190 21H188V22H190ZM250 21V22H249ZM75 22H76V20H75ZM133 22H135V24H138V26H142V24H143V26H146V29H144L143 27L142 28H138L137 27V25L136 26H133ZM200 21H198V23H199ZM261 22H263V23H261ZM23 23V22H22ZM79 23H78V25H79ZM107 23V22H106ZM110 23V24H111ZM184 23V22H183ZM182 23V24H183ZM200 23H202V21L200 22ZM204 23H205V20H204ZM26 24V23H25ZM89 24V23H88ZM100 24V23H99ZM120 24V25H119ZM18 25H19V23H18ZM22 25V24H21ZM23 25H24V23H23ZM23 25H22V27H23ZM102 25V24H101ZM106 26H107V24H105ZM185 25V24H184ZM90 26V25H89ZM103 27L102 28H104V30L103 31H105V30H107L108 31V28H106V26L104 27V21H103V25H102ZM112 26V25H111ZM113 26H112V28L109 26V28H110V30H111V32H112V34L113 35H118L117 33H115L114 31H113V29H116V27L117 26H114V28H113ZM187 26V25H186ZM200 26H201V24H200ZM10 27V28H9ZM19 27H21V26H19ZM26 27V26H25ZM101 27V26H100ZM131 27V28H130ZM132 27H137V28H135V29H133ZM167 27V26H166ZM177 27V26H176ZM90 28V29H89ZM95 28V27H94ZM118 28V27H117ZM124 28V29H125ZM162 28V27H161ZM186 28V27H185ZM202 28V27H201ZM11 29V30H12ZM15 29H18V28H15ZM93 29V28H92ZM123 29V30H124ZM149 29V30H148ZM165 29H167V28H165ZM164 28L163 29H161V30H163V31H161V32H163V33H166L165 35L163 34V33H161V32H159V29L158 30H156L158 33H161V34H163L162 35V41H166V43L164 42L163 44H159L160 46V48H159V50L160 49H162L161 48V45H165V44H167V43H169L172 47H176V45L177 44H175V43H173V42H175L176 40H175V38H173L174 40H172V38H168L169 37V34H168V31H165L164 32V30H165ZM168 29H169V27H168ZM182 29V28H181ZM188 29V28H187ZM192 29V28H191ZM198 29H199V27H198ZM248 29V32H245L246 30ZM31 30V29H30ZM122 30V29H121ZM122 30V31H123ZM150 30H153V31H151V32H149ZM174 30V29H173ZM200 30V29H199ZM83 31V32H84ZM117 31V30H116ZM194 31H195V29H194ZM12 32V31H11ZM90 32V33H89ZM95 32H97V31H95ZM95 32H93V34L95 33ZM173 32H175V31H173ZM173 32H172V34H173ZM188 32V31H187ZM198 32V31H197ZM257 32H260L261 33V35H254V34H256ZM77 33V32H76ZM85 33V32H84ZM124 33H125V31H124ZM152 33V34H151ZM180 33H182V32H180ZM186 33V32H185ZM246 33H248V34H246ZM96 34V33H95ZM94 34V35H95ZM104 34H106V33H104ZM144 34V35H143ZM154 34H155V36H157L156 34L157 33H155L154 32ZM153 34V35H154ZM193 34V33H192ZM134 35V36H135ZM149 35V36H148ZM168 37H167V36ZM189 35H191V33L189 32ZM64 36V35H63ZM83 36V35H82ZM89 36H86V37H89ZM110 36H111V34H110ZM109 36V37H110ZM154 36V37H155ZM161 35H159L158 37H160ZM188 36V35H187ZM192 36H194L193 38H195V36L197 37V35H192ZM216 36H221L222 37V39H224V41H225V44L227 43V45L229 44V45H231L232 47L231 48H233V53H232V50H231V55L229 54L228 56V58L226 59L225 57H224V55H225V53H223V52H228V50H226V49H228V48H226L225 50H223L222 51V48H221V46H220V43L222 42V40H220V38H218L219 40H220V42H219V45H218V42H216V40H215V37ZM52 37V36H51ZM66 37V36H65ZM91 37H90V40H91ZM98 37V36H97ZM100 37V36H99ZM107 37V36H106ZM111 37H113V36H111ZM137 36H135V38H136ZM153 37V38H154ZM158 37H156V38H158ZM163 37H166V38H168V39H166V40H164V38ZM170 37H171V35H170ZM175 37V36H174ZM183 37V36H182ZM189 37V36H188ZM26 38V37H25ZM28 38V37H27ZM155 38V39H156ZM200 38H198V40H200ZM99 39V38H98ZM116 39V37H113V40H115ZM142 39V40H143ZM0 40V41H1ZM55 40V39H54ZM97 40V39H96ZM101 40V39H100ZM137 40H138V38H137ZM171 40H172V42H171ZM255 40H258V41H256V42H258V43H255ZM260 40V41H259ZM1 41V42H2ZM13 41V40H12ZM11 41V42H12ZM38 41H40L39 40V38L37 37V36H35V35H33L32 33H31V35H30V37H29V39H27V41H24L23 43V45H22V43L20 44V45H22V47L24 48V49H26V48H28V49H31L32 51H35V52H39V53H41L42 51H39L38 49H41L39 46H42V45H39L38 43ZM68 41H70V40H68ZM73 41V40H72ZM71 41V42H72ZM94 41V42H93ZM116 41V40H115ZM120 42L122 41V39H120L119 40ZM144 41V40H143ZM144 41V42H145ZM148 41V42H149ZM156 41V40H155ZM161 41V42H162ZM196 38H195V43H196ZM223 41V42H224ZM14 42V41H13ZM66 42V41H65ZM70 42V43H71ZM88 42V41H87ZM134 42V41H133ZM200 42V41H199ZM3 43H1V44H3ZM18 43H20V41L18 42ZM73 43V42H72ZM79 43V42H78ZM86 43V42H85ZM139 43V42H138ZM177 43V42H176ZM191 43V42H190ZM41 44V43H40ZM145 44H147V43H145ZM153 44H152V46H153ZM169 44H167V46L169 45ZM175 44V45H174ZM181 44V43H180ZM197 44H199V43H197ZM197 44H196V48H199L198 46H197ZM222 44H224V43H222ZM224 44V45H225ZM4 45V44H3ZM19 45V44H18ZM61 45V44H60ZM74 45V44H73ZM82 45V49H84L85 50V48H86V46L85 45H83V43L81 44ZM97 45H98V43H97ZM154 45V47H156V46H158V45H156L155 46ZM15 46L17 47V45L15 44ZM167 46H165V47H167ZM220 46V47H219ZM15 47V48H16ZM18 47H20V46H18ZM146 47V46H145ZM154 47H153V49H154ZM172 47H170V48H172ZM174 47V48H175ZM227 47V46H226ZM229 47V46H228ZM42 48H43V46H42ZM59 48V47H58ZM73 48V47H72ZM81 48V47H80ZM94 48V47H93ZM121 48V47H120ZM157 48V47H156ZM168 48V47H167ZM166 48V49H167ZM174 48H173V50H174ZM203 48V49H202ZM220 48V49H219ZM230 48V47H229ZM71 49V48H70ZM79 49V48H78ZM148 49H149V47H148ZM148 49H146V50H144V52L143 53H145L146 51L147 52H149L148 51ZM202 49V50H201ZM27 50V49H26ZM31 50H28V51H30L31 52ZM43 50V49H42ZM81 50V49H80ZM93 50H96V49H93ZM123 50V49H122ZM151 50V49H150ZM175 50H177L176 48H175ZM18 51V50H17ZM22 51V50H21ZM44 52H45V50H43ZM53 51V50H52ZM61 51V50H60ZM67 51H69L68 49H67ZM88 51H89V49H88ZM151 51H153V50H151ZM155 51V50H154ZM34 52V53H35ZM85 52V51H84ZM147 52H146V55H147ZM157 52L158 53H160V51H158L157 50ZM162 52V51H161ZM165 52V51H164ZM191 52V51H190ZM64 54H65V52H63ZM67 53V52H66ZM73 53V52H72ZM134 53H136V52H134ZM152 53V52H151ZM154 53V52H153ZM158 53H154V54H158ZM175 53V52H174ZM180 53V52H179ZM30 54V53H29ZM38 53H36V55H37ZM71 53H69V55H70ZM74 54V53H73ZM85 54V53H84ZM127 54V53H126ZM132 54V53H131ZM137 54H140V53H137ZM150 54V52L148 53V55ZM193 54V53H192ZM195 54V53H194ZM23 55V54H22ZM34 55V54H33ZM67 56H68V54H66ZM152 55V54H151ZM150 55V56H151ZM227 55V54H226ZM225 55V56H226ZM77 56H79V55H77ZM118 56V55H117ZM135 56V55H134ZM139 56H141V55H139ZM138 55L136 56V57H139ZM145 56V55H144ZM165 56V55H164ZM176 56V55H175ZM69 57V56H68ZM71 57V56H70ZM82 57V56H81ZM119 57V56H118ZM129 57H131V55L129 56ZM143 57V56H142ZM152 57V56H151ZM194 57H195V55H194ZM73 58V57H72ZM83 58V57H82ZM85 58V57H84ZM120 58V57H119ZM135 58V57H134ZM134 58H132V59H134ZM145 58V57H144ZM154 58V57H153ZM158 58V57H157ZM163 58V57H162ZM179 58H181V57H179ZM193 58V57H192ZM197 58L195 59V61L197 60ZM246 59L247 60V62L245 63L246 64V66H245V64H244V61H242L243 59ZM262 58V59H261ZM47 59V58H46ZM52 59V58H51ZM76 59V58H75ZM85 59H87V58H85ZM115 59V58H114ZM130 58H128V61H130L129 60ZM132 59H131V61H130V63L132 62V64H133V62L135 61V60H137L136 58H135V60H133L132 61ZM156 59V58H155ZM228 59H230V60H228ZM44 60V59H43ZM53 60V59H52ZM70 60V59H69ZM78 60V59H77ZM118 60V59H117ZM125 60V59H124ZM127 60V59H126ZM149 60V59H148ZM160 60V59H159ZM162 60V59H161ZM157 61V62H160L161 64H163L164 66H166L165 64H167V62L164 64V60L163 61ZM55 61V60H54ZM82 61H84V60H82ZM114 61V60H113ZM112 61V62H113ZM121 60H119L118 62H120ZM127 61V62H128ZM139 61V60H138ZM167 61H168V59H167ZM177 61H179V60H177ZM199 61H197V62H199ZM240 61L241 62H243L242 64H240ZM81 62V61H80ZM124 61H122V63H123ZM126 62V63H127ZM144 61H141L140 63H143ZM146 62V61H145ZM151 62V61H150ZM163 62V63H162ZM203 62V63H202ZM60 63V62H59ZM63 64H64V61L62 62ZM121 62H120V64H118V63H116V65H118V66H116V68H115V70H113V72L115 71V73L114 74H112V76H110V80H116L117 78H115V76H117V74L118 73H120V72H122V70H124L123 72H125V70L126 71H128L127 69V67H124L125 65H123ZM126 63H124V64H126ZM130 63H127V66H130V65H128V64H130ZM137 63L138 62H136L135 64V66H138L137 65ZM148 63V62H147ZM152 63V62H151ZM169 63V62H168ZM54 64H56V63H54ZM82 64V63H81ZM131 64V65H132ZM244 64V65H243ZM80 65V64H79ZM93 65V64H92ZM112 65V64H111ZM120 65V66H119ZM122 65V66H121ZM154 65V64H153ZM168 65V64H167ZM175 65V64H174ZM173 65V66H174ZM192 65V64H191ZM84 66V65H83ZM114 66V67H115ZM150 65H148V67H149ZM151 66H152V64H151ZM150 66V67H151ZM163 66V67H164ZM170 66V65H169ZM194 66H196V65H194ZM131 67H134V66H131ZM139 67V66H138ZM137 67V68H138ZM149 67V68H150ZM170 67H172V66H170ZM175 67H177L176 65H175ZM175 67H173V68H175ZM88 68V67H87ZM127 68V69H126ZM130 68V67H129ZM140 68V67H139ZM138 68V69H139ZM152 68V67H151ZM172 68V69H173ZM180 68H181V66H180ZM215 68H218L217 70H215ZM132 69H134L133 71H135V70H137V69H135V67L134 68H132ZM188 69H190V68H188ZM187 69V70H188ZM130 70H131V68H130ZM153 70H155V71H153ZM174 70V69H173ZM132 71V70H131ZM131 71H129L130 72V74H131ZM138 71H141L140 69L138 70ZM141 71V72H142ZM169 71V72H170ZM185 71V70H184ZM214 71H216V72H214ZM134 73V72H133ZM137 73V72H136ZM157 73H159V72H157ZM186 73V74H185ZM196 73V72H195ZM95 74V73H94ZM123 74V76H124V73H122ZM126 74V73H125ZM138 74H140V72L138 73ZM142 74V73H141ZM174 74H176V75H174ZM211 74V75H210ZM137 74H135L134 76H136ZM157 75H159V74H157ZM189 75V74H188ZM196 75V76H197ZM103 76V75H102ZM137 76V77H138ZM155 76V75H154ZM153 76V77H154ZM160 76V75H159ZM158 76V77H159ZM133 77V76H132ZM136 77V78H137ZM158 77H157V79H158ZM161 77V76H160ZM159 77V78H160ZM171 77V78H170ZM174 77V78H173ZM185 77H188L187 75L185 76ZM208 77H210V78H208ZM123 78V77H122ZM125 78H123V79H125ZM135 78V79H136ZM138 78V79H139ZM146 78H149V79H146ZM195 78V77H194ZM138 79H136V80H138ZM156 79V78H155ZM198 79V78H197ZM202 79H204V80H202ZM132 80V82H130ZM118 81V80H117ZM124 81V80H123ZM155 81V80H154ZM160 81V80H159ZM184 81V80H183ZM185 81H186V79H185ZM106 82V81H105ZM104 82V83H105ZM115 82V81H114ZM114 82H111V83H114ZM125 82V81H124ZM130 82V83H129ZM161 82V81H160ZM194 82H193V84H194ZM19 83V82H18ZM109 83V82H108ZM107 82L105 83V85L106 84H108ZM111 83H109V86H111L110 84ZM126 83V82H125ZM145 83V84H144ZM157 83V82H156ZM117 84V83H116ZM147 84V85H148ZM122 85H123V83H122ZM125 85V84H124ZM143 86V87H142ZM144 86H145V88H148V90H152V89H154V87H155V89L154 90H156L157 92H160V94L158 95V93H157V96H154L155 95V92L156 91H154V95H153V92L151 91V92H149V91H146V92H143V91H145L143 88H144ZM166 86H168V85H166ZM171 86V85H170ZM174 86V85H173ZM213 87V86H215V87H213V88H215V89H211L210 88V91L208 92V87ZM217 86V87H216ZM114 87V86H113ZM163 87V86H162ZM179 87V89H177ZM110 88H112V86L110 87ZM150 88V89H149ZM159 88H161L162 89V91L161 90H159ZM170 88V87H169ZM169 88H168V90H169ZM117 89H118V87H117ZM122 89H123V87H122ZM121 89V90H122ZM143 89V90H142ZM173 89V88H172ZM167 90V89H166ZM215 91V93H214V91ZM117 91V90H116ZM123 91V90H122ZM134 91V92H135ZM119 92H120V90H119ZM133 92V91H132ZM131 92V94H134V92L132 93ZM169 92V91H168ZM116 93V92H115ZM120 93H122V92H120ZM126 93H124L123 95H127ZM170 93V92H169ZM176 93V94H175ZM189 93H188V95H189ZM213 93V94H212ZM166 94V93H165ZM145 95H143L144 97H145ZM185 95V94H184ZM184 95H182L181 97H182V99H184L183 97H184ZM5 96V95H4ZM148 96V95H147ZM127 97H128V95H127ZM133 97V96H132ZM131 97V99H132V101L134 100H136L134 97V99ZM142 97V96H141ZM144 97H142V98H144ZM157 99H156V98ZM175 97V98H176ZM178 97H177V99H178ZM186 97V96H185ZM187 97H191V96H187ZM187 97H186V100H190L189 102H191L192 100L191 99H187ZM141 98V99H142ZM160 98V100H162ZM193 98V100H195ZM176 99V100H177ZM205 99H207V100H209V102H210V106H211V108H213V109H215V111H219L220 112V115H218V116H216V117H214V115H215V113L216 112H213L214 114L212 115V112H208V110H207V106H209V105H206L207 103H208V101L206 100L205 101ZM162 100V101H163ZM170 100V103L168 102ZM196 100V101H197ZM203 101V103L202 102H200V101ZM138 101V100H137ZM144 101V100H143ZM153 101V102H154ZM158 101V100H157ZM157 101H156V103H157ZM161 101V102H162ZM184 101H185V99H184ZM206 103H205V102ZM37 102V101H36ZM160 102V101H159ZM160 102V103H161ZM176 102H178V101H176ZM186 102V101H185ZM136 103V104H135ZM139 103H141V101H140V99H139V102L137 103V102H134V104L135 105H137V104H139ZM155 103V105H157ZM238 103V104H237ZM241 103L243 104H245L246 106H238L239 104L241 105ZM184 104H186V103H184ZM189 104V103H188ZM191 104V103H190ZM209 104V103H208ZM141 105V104H140ZM142 105H144V104H142ZM160 105V104H159ZM187 105V104H186ZM192 105V104H191ZM194 105L196 106V104H195V101H194ZM158 106V105H157ZM168 106H167V109H168ZM171 106H173V107H171ZM136 107H138V106H136ZM150 107V106H149ZM140 108H141V106H140ZM140 108H138L139 110H141ZM159 108V107H158ZM163 108V107H162ZM165 108V107H164ZM197 108H199V106L197 107ZM209 108V107H208ZM210 108V109H211ZM237 108V109H236ZM4 109V108H3ZM57 109V108H56ZM150 109V108H149ZM153 109V108H152ZM166 109V108H165ZM194 109H196V108H194ZM236 109V110H235ZM0 110H1V108H0ZM97 110V109H96ZM101 110H102V108H101ZM114 110V109H113ZM164 110V109H163ZM186 110V111H185ZM193 110V111H192ZM239 111V113H238V111ZM3 111H6V110H3ZM28 111V110H27ZM92 111V110H91ZM104 111V110H103ZM106 111V110H105ZM104 111V112H105ZM152 111H154V110H152ZM155 111H157L156 109H155ZM214 111V110H213ZM1 112V111H0ZM9 112H10V110H9ZM95 112H97V111H95ZM159 112V110L157 111V113ZM196 112H199V111H196ZM219 112L218 113H216V115L217 114H219ZM77 113V112H76ZM101 113V112H100ZM110 113V112H109ZM108 113V114H109ZM141 113V112H140ZM29 114V113H28ZM91 114V113H90ZM105 114V113H104ZM110 114H112V113H110ZM114 114V113H113ZM112 114V115H113ZM158 114H160L161 115V113H158ZM165 114V115H164ZM4 115V114H3ZM10 115V114H9ZM67 115V114H66ZM80 115V114H79ZM87 116H88V114H86ZM97 115V114H96ZM98 115H99V113H98ZM106 115V114H105ZM118 115V114H117ZM116 115V116H117ZM211 115H212V120L210 119L211 118ZM224 116L225 115V117L223 118H221V116ZM237 115V116H236ZM0 116H1V113H0ZM31 116V115H30ZM87 116L86 117H84V121H82L81 122V124H82V126H84L85 125V123H86V126H87V128L88 127H90L89 125H91V122H92V120L93 119H96V118H93L92 116H90L89 115V119L87 118ZM106 116H108V115H106ZM105 116V117H106ZM36 117V116H35ZM38 117V116H37ZM73 117H74V115H73ZM102 117V116H101ZM104 117V118H105ZM112 117V116H111ZM143 117V116H142ZM160 118H161V116H159ZM231 117V116H230ZM231 117V118H232ZM22 118V117H21ZM91 118H93V119H91ZM104 118H103V120H104ZM109 118V117H108ZM121 118V117H120ZM1 119H3V117H1L0 118V148L1 149H3L2 151H0V186H3V187H5L7 190L6 191H9V192H13V195H14V197L16 198V202H12V204H11V202L9 203V205H8V203L7 204H5L4 205V203H3V205L2 206H0V232H3L4 234H2V233H0V235L2 234V236L0 237V264H65V259L64 258H61L60 257V259L59 258H57V256H56V254H55V249H56V247H59L60 245H62V244H60L61 242H64V236L62 235L63 233H62V231L60 230V227L62 226H60V223H61V220H63V219H60L61 218V216L60 217H55L54 219H53V221L52 222H48V220H49V217H50V214L52 215L53 214V216H56V214H58L59 213V209H60V207H61V209L63 208L62 206H64V205H68L69 206V204H66V203H68L69 202V199H68V197L70 198V196H68V194H66L65 192H68L67 190H69V189H66L65 190V192H64V190L63 189H65V188H61L59 191H58V193H57V197H56V195H53V194H51V192L49 191V190H47V191H49L50 192V195H49V193L48 192H45V188H47V187H45L46 185L44 184V180H43V178L41 177V173H39L38 172V174L36 173H34V172H36V171H38V170H36V167H38V169L40 170L41 169V166H40V164H42V163H39V162H37V164L35 165V162L36 161H38V159L36 158V160L34 159V158H32V159H30L31 157H30V155H31V152H32V154H34V152L35 151H31V152H29L30 153V155H29V153L27 152V151H29V150H31L35 145H33L32 147H31V149H28V148H30V145L36 140H34L32 143L31 142H25V141H30V140H27V139H24V138H22L21 137V135H19V134H17V133H19V132H17L18 130H16V127L15 126H17V125H15L14 127H10V128H8V130H7V128L4 126H2V125H4V121L2 122V120ZM74 119V118H73ZM107 119V118H106ZM110 119H112V118H110ZM122 119H123V117H122ZM183 119V120H182ZM220 119H223V120H221L220 121ZM232 119V121L234 122H236V120L234 119L233 120ZM3 120H5V119H3ZM8 120V119H7ZM10 120V119H9ZM25 120V119H24ZM28 120V119H27ZM34 120V119H33ZM32 120V121H33ZM38 119H35L33 122H36ZM109 120V119H108ZM227 120V121H226ZM225 120V122H227L228 123V119H226ZM262 120V121H261ZM31 121V120H30ZM39 121V120H38ZM61 121H64V120H61ZM95 121V120H94ZM93 121V122H94ZM106 121V120H105ZM125 121V120H124ZM199 121V122H198ZM220 121V122H219ZM230 121V120H229ZM43 122V121H42ZM66 122V121H65ZM83 122H84V124H83ZM225 122H223V123H225ZM231 122V121H230ZM6 123V122H5ZM10 123V122H9ZM39 123V122H38ZM40 123H41V121H40ZM103 123V122H102ZM108 123V122H107ZM126 123V122H125ZM129 123V122H128ZM209 123V124H210ZM238 123V122H237ZM242 123V125H244ZM261 123V124H260ZM33 124H35V123H33ZM33 124H31V125H33ZM42 124V123H41ZM44 124V123H43ZM52 124V123H51ZM50 124V125H51ZM67 124V123H66ZM69 124V123H68ZM78 124H80V123H78ZM94 123H92V125H93ZM99 124V123H98ZM147 124V123H146ZM209 124H206L205 125V123H203L202 125H205V126H207V129H208V125ZM258 124H260V126H258L257 127V125ZM31 125H29V126H31ZM47 125V124H46ZM45 125V126H46ZM49 124H48V126H50ZM100 125V124H99ZM101 125H103V124H101ZM125 125V124H124ZM162 125V124H161ZM9 126V125H8ZM39 127H41V125H38ZM38 126H37V129H39L38 128ZM43 126V125H42ZM47 126V127H48ZM54 126V125H53ZM79 126H81V125H79ZM95 126H96V124H95ZM104 126V125H103ZM128 126V125H127ZM210 126V130H211V132H212V129L214 128V127H217V126H212L213 128L211 129V125H209ZM222 125H220V127H221ZM225 126V125H224ZM20 127V126H19ZM36 127V126H35ZM47 127H45V130L44 129H42L43 131H46V128ZM52 127V126H51ZM69 127V126H68ZM98 127V126H97ZM122 127V126H121ZM236 126H234L233 128H235ZM238 127H240V123H239V126ZM244 127V129H245V126H243ZM243 127H242V129H243ZM255 127V128H254ZM11 128H14V129H11ZM25 128V127H24ZM30 128V127H29ZM43 128V127H42ZM53 128V127H52ZM62 128V127H61ZM66 128H67V126H66ZM65 128V129H66ZM77 128H79V127H77ZM86 128V127H85ZM91 128V127H90ZM92 128H94L93 126H92ZM104 128V127H103ZM102 128V129H103ZM166 128V127H165ZM202 128V127H201ZM222 128H223V126H222ZM226 128H228V126H227V124H226V127H225V129ZM232 128V129H233ZM241 128V127H240ZM248 128V127H247ZM32 129V128H31ZM33 129H34V127H33ZM32 129V130H33ZM36 129V128H35ZM34 129V130H35ZM36 129V130H37ZM96 129V128H95ZM99 129H100V127H99ZM99 129H97V130H99ZM203 129H205L206 130V128H203ZM208 129V130H209ZM217 129V128H216ZM218 129H219V127H218ZM224 128H223V131L225 130ZM243 129V130H244ZM35 130V131H36ZM47 130H49V131H46V133L45 134H47V132H50V129H49V127L47 128ZM54 130V129H53ZM53 130H52V132H53ZM69 130V129H68ZM84 130H86V129H84ZM84 130H83V132H84ZM105 130H106V126H105ZM202 130V129H201ZM200 130V131H201ZM236 130H237V128H236ZM235 130V131H236ZM249 130H251V128L249 129ZM34 131V132H35ZM37 131H40V129L39 130H37ZM37 131H36V133H37ZM66 131H67V129H66ZM65 131V132H66ZM80 131V130H79ZM87 131V130H86ZM94 131V130H93ZM96 131V130H95ZM101 131H104V130H101ZM207 131V130H206ZM231 131V130H230ZM234 131V135L236 134V132ZM240 131H242V130H240ZM246 131V130H245ZM253 131V130H252ZM17 132V133H16ZM55 132H56V130H55ZM59 132V131H58ZM64 132V133H65ZM78 132V131H77ZM98 132H100V131H98ZM169 132V131H168ZM171 132V131H170ZM197 132V133H196ZM215 132H217L216 130H215ZM220 132H221V130H219V133H217V134H220ZM239 132V131H238ZM242 132H244V131H242ZM21 133V132H20ZM40 133H42L41 131H40ZM40 133H39V135H40ZM66 133H68V132H66ZM71 133V132H70ZM79 133V132H78ZM97 133V132H96ZM204 133H205V131H204ZM207 133V132H206ZM206 133H205V135H206ZM209 133V132H208ZM227 133H228V131H227ZM241 133V132H240ZM252 133H254V132H252ZM23 134V133H22ZM30 134V133H29ZM44 134V132L42 133V135ZM45 134H44V138H42L43 140L45 139ZM49 134V137H48V139H50V135L52 136V135H54V134H51V132L50 133H48ZM47 134V135H48ZM59 134V133H58ZM72 134V133H71ZM76 134V133H75ZM82 134V133H81ZM80 134V135H81ZM100 134V133H99ZM172 134V133H171ZM202 134V133H201ZM221 136H222V142H224L223 144H225V145H227L228 143H231V142H228V141H226V140H224L225 138L223 137V135H224V133H222L221 132ZM225 134H226V132H225ZM232 134V133H231ZM250 134V133H249ZM248 134V135H249ZM25 135V134H24ZM36 135H38V133L36 134ZM42 135L40 136V137H42ZM64 135H67V134H64ZM93 135V133L91 134V136ZM213 135H214V133H213ZM233 135V134H232ZM240 135V134H239ZM239 135H237V137L239 136ZM243 135V134H242ZM25 136H29V135H25ZM55 136V135H54ZM59 135H57L56 137H53V138H51L52 140H55V138H57ZM63 136V135H62ZM73 136V135H72ZM79 136V135H78ZM171 136V135H170ZM208 136H209V134H208ZM244 136V135H243ZM250 136H252V134H250ZM253 136H254V134H253ZM34 137V136H33ZM36 137V136H35ZM65 137V136H64ZM67 138H68V136H66ZM69 137H71V136H69ZM75 137H77V136H75ZM74 137V138H75ZM196 137L197 138H199V139H196ZM200 137H203V136H200ZM207 137V136H206ZM210 137H212V136H210ZM214 137V136H213ZM225 137H226V135H225ZM232 137V136H231ZM255 137V138H256ZM47 138V137H46ZM59 138H62L61 136L59 137ZM59 138H57V140L59 139ZM82 138V137H81ZM80 138V139H81ZM84 138H85V136H84ZM208 138V137H207ZM206 138V139H207ZM218 138H220V136L218 137ZM228 138V137H227ZM254 138V137H253ZM254 138V139H255ZM23 139L25 140V141H23ZM30 139V138H29ZM39 139V138H38ZM48 139H45V141H48ZM49 140V145H50V148H48L50 151L48 152L49 153V156H48V154H47V151H48V149H46L47 151L46 152H44V153H46L47 155H46V157L45 158H47V159H50L51 161L50 162H48V160H46V159H44L43 157V159H44V161L46 160L49 164H52L53 165V163L55 162L56 164H58L57 166H56V164H54L55 165V168L53 169V170H55V172H56V174L57 175H61L62 177H65L66 178V180L68 181L67 183H70V185H72V186H70L69 184H68V186H70L71 188L73 187V186H76L77 188L75 189V190H78V187L80 188L81 186H83L82 188H85V190L86 191H88V190H91V191H88V195H89V197H87V199L89 200V201H91V204H88V205H90L89 207H88V209L89 208H91V209H89V210H87V209H80L79 208V203H78V198H77V200H75L74 201V203H73V205H71L73 208H74V210L73 209H70V210H73V211H75V215H76V217H78L77 215H80V217L81 216H86V217H88L87 215H93V213L91 214V211H93L94 212V210H93V208L94 207H96V205H97V207H98V205H99V203H98V201L99 200H106L107 201V198L105 197V199H102L101 197L99 198L98 196H96L95 195V192H96V185L95 184H97L98 182L97 181H95L96 180V177H94L93 176V178H95L94 180H92L91 178H90V180L91 181H95V183H93V182H91V183H93V184H91V183H88L89 181H86V179L85 178H87L86 176H84V178L82 177V175H91V174H87V173H84L83 174V170H85V172H86V169H87V172H88V170L90 171V172H93V171H91V168H94V167H92V164L90 165V166H88V164H89V162L91 161H89L88 163H85V164H87L86 166H88V168L85 166V164H84V162L83 161H80V158L82 159V160H84L85 158L84 157H77V156H80V154L78 155L77 153L78 152H80V153H82L81 154V156L82 155H84L85 154V152H86V150L84 151V153H83V151H81V150H79V151H77V149H75L76 150V153L75 152H73L72 151V149L70 150L69 148H65L64 147V145H61V146H63L65 149H68V150H70V151H68V150H65V149H63V147H61V146H59L61 143H60V141L59 140H61V139H59L58 141H57V143L59 144L58 146L57 145H55V142H53L52 140ZM72 139H73V137H72ZM79 139V138H78ZM151 140H152V138H150ZM149 139V140H150ZM203 139V138H202ZM209 139H211V138H208V140ZM216 139H217V137H216ZM229 139V138H228ZM236 140H237V138H235ZM241 139V138H240ZM239 139V140H240ZM245 139V138H244ZM251 139V138H250ZM41 140V139H40ZM39 140V142H41ZM63 140V139H62ZM204 140V139H203ZM233 139L231 138V141H232ZM243 140V139H242ZM252 140V139H251ZM78 141V140H77ZM80 141H82V140H80ZM79 141V142H80ZM138 141V140H137ZM209 141H211V140H209ZM209 141H206V142H209ZM215 141V140H214ZM217 141H219V140H217ZM221 141H219V142H221ZM228 142L227 144H226V142ZM241 141V140H240ZM245 141V140H244ZM259 141V142H260ZM264 141V140H263ZM151 142V141H150ZM153 142V141H152ZM189 142H187V143H189ZM236 142V141H235ZM36 143V142H35ZM56 143V144H57ZM154 143V142H153ZM252 143H254V142H252ZM261 143V142H260ZM42 144V143H41ZM46 144V146H48L47 144L48 143H45ZM201 144V145H200ZM205 143H203V145H204ZM209 144H210V142H209ZM212 144V143H211ZM210 144V145H211ZM214 144H215V142H214ZM217 144V143H216ZM215 144V145H216ZM222 144V143H221ZM241 144V143H240ZM249 144V143H248ZM264 144V143H263ZM29 145V146H28ZM55 145V146H54ZM68 145V144H67ZM77 145V144H76ZM83 145V144H82ZM96 145V144H95ZM98 145V144H97ZM126 145V144H125ZM200 145V146H199ZM224 145V146H225ZM229 145L230 144H228V147H226V149L228 148V150L226 151L225 150V152H229L230 150H229ZM238 145V148H239V144H237ZM244 145H245V143H244ZM255 145V144H254ZM260 145V144H259ZM37 146H39L38 144H37ZM44 146V145H43ZM79 146V145H78ZM101 146V145H100ZM181 146H183V145H181ZM186 146V145H185ZM214 146V145H213ZM218 146V145H217ZM233 146V145H232ZM241 146V145H240ZM246 146H249V145H246ZM245 146V147H246ZM264 146V145H263ZM262 146V147H263ZM36 147V146H35ZM60 147V148H59ZM178 147V146H177ZM187 147V146H186ZM185 147V148H186ZM195 147V148H196ZM200 147V148H199ZM205 148V146H202V148ZM207 147H210V146H207ZM207 147H206V149L205 150H203V151H206L207 150ZM220 147H221V145H220ZM245 147H243L244 149H245ZM258 147V144L256 145V148L254 149L253 147V150L255 151V153H257L256 152V150H260L259 149V147ZM36 148H38V147H36ZM42 148V147H41ZM88 148V147H87ZM94 148H95V146H94ZM105 148V147H104ZM106 148H108V147H106ZM188 148V147H187ZM218 148V147H217ZM222 148V147H221ZM231 148V147H230ZM234 148H236V147H234ZM7 150L6 151V155H4L2 152L4 151V150ZM33 149H35V148H33ZM79 149V148H78ZM96 149V148H95ZM95 149H91V150H95ZM99 149H100V147H99ZM98 149V150H99ZM114 149V148H113ZM146 149H147V147H146ZM181 149V148H180ZM209 149V148H208ZM210 149H211V147H210ZM219 149V148H218ZM225 149V148H224ZM241 149H242V147H241ZM35 150H37V152L35 153V154H37L39 151H38V149H35ZM91 150H90V152H91ZM97 150V149H96ZM95 150V151H96ZM112 150V149H111ZM214 150H215V148H214ZM214 150H213V156H214ZM220 150V149H219ZM236 150V149H235ZM239 150H240V148H239ZM251 150V149H250ZM250 150H248V148H247V151L249 152ZM71 151L73 152V153H75V155H73L72 153H71ZM104 151L105 150H103L102 152H103V154H106V153H104ZM109 151H110V148H109ZM113 151V150H112ZM117 151V150H116ZM133 151V150H132ZM148 152L149 151H151V150H147ZM202 151V152H203ZM208 151V150H207ZM210 151V150H209ZM208 151V152H209ZM217 151V150H216ZM237 151V150H236ZM244 151H246V150H244ZM50 152H52L51 154H50ZM87 152H88V150H87ZM86 152V153H87ZM94 154H95V152L94 151H92ZM97 152V151H96ZM99 152V151H98ZM102 152H99V153H102ZM154 152V151H153ZM200 151L198 150V153H199ZM207 152V153H208ZM219 152V151H218ZM251 152H252V150H251ZM43 153V152H42ZM43 153V154H44ZM109 153V152H108ZM111 153V152H110ZM133 153V152H132ZM197 153V152H196ZM207 153H205V154H207ZM212 153V151L211 152H209V155ZM222 153V152H221ZM221 153H219V156L217 155V157H219V160H218V158H217V161H219L222 165L221 166H223L224 167V169L223 170H225V164L228 162V164H230V162L232 161V159H233V157H232V159H229V158H227V157H229V156H224L223 154L221 155ZM247 153V152H246ZM258 153H261V152H259L258 151ZM43 154H38V155H43ZM87 154H89V153H87ZM91 154V153H90ZM94 154H92L93 156H94ZM128 154H130V153H128ZM201 154H203V153H201ZM200 153H199V155H201ZM229 155H230V153H228ZM244 155H245V153H243ZM100 155V154H99ZM99 155H98V157H99ZM107 156H105L104 155V157H106L107 158V162L109 163V164H107V165H114L115 166V168H116V170H118L117 168L119 167H121V163H122V165H125L126 163H129V161H127L126 160V162L124 161V162H121L120 163V161L118 160L119 158H118V156H117V162H119L118 164H119V166H118V164H117V166H116V164H115V162H116V160L114 161V159L112 158V155H109V154H106ZM108 155H109V157H108ZM125 155V154H124ZM142 155V154H141ZM221 155V156H220ZM239 155V154H238ZM244 155H242V156H244ZM249 155H251V154H249ZM257 155V154H256ZM34 156V155H33ZM37 156V155H36ZM41 156L39 157V159L41 160H39L40 162H43L42 160L43 159H41ZM88 156H90V155H88ZM103 156V155H102ZM101 156V157H102ZM144 156V155H143ZM149 156V155H148ZM203 156V155H202ZM206 156V155H205ZM210 156H212V155H210ZM212 156V157H213ZM223 156V157H222ZM233 156V155H232ZM237 155H235V157H236ZM92 157V156H91ZM96 157V156H95ZM125 157H127V156H125ZM129 158L131 157V156H128ZM127 157V158H128ZM142 157V156H141ZM141 157H139V159L141 158ZM208 157V156H207ZM207 157L205 158V159H207ZM212 157H209L211 160H213V164L212 165H216L217 163L219 164V166H220V163L219 162H217L216 161V159H215V161H214V159H212ZM222 157V158H221ZM234 157V158H235ZM246 157V156H245ZM250 157V156H249ZM252 157H253V155H252ZM256 157H258V156H255V160L256 159H258V158H256ZM260 157V156H259ZM7 159V161L9 162V160L10 161H12L10 164H9V166L7 167V166H5L4 167V165H3V163H2V159ZM84 158V159H83ZM88 158V157H87ZM93 158V157H92ZM115 158V157H114ZM126 158V159H127ZM128 158V159H129ZM148 158V157H147ZM149 158H151V157H149ZM199 158H201V157H199ZM225 158H227V159H225ZM247 158V157H246ZM261 158V161L260 162H263V160H264V158H263V160H262V157H260ZM4 159V160H5ZM34 159V161L33 162H31V160H33ZM54 159V160H53ZM76 159H78V160H76ZM146 159V157H144V160ZM202 159H203V157H202ZM253 159V158H252ZM89 160V159H88ZM93 160V159H92ZM95 160V159H94ZM93 160V161H94ZM130 161H131V159H129ZM147 161H148V159H146ZM199 160V159H198ZM209 159H207V160H201L202 161V165L204 166V168H205V166H206V168H209L208 167V161ZM242 160V159H241ZM244 160V159H243ZM53 161V163H51ZM77 161H79V163L77 162ZM85 161V160H84ZM86 161H87V159H86ZM92 161V162H93ZM99 161H101V159L99 160ZM102 161H104V160H102ZM106 161H104V162H106ZM143 161V160H142ZM162 161V160H161ZM169 161V160H168ZM227 161V162H226ZM248 161V160H247ZM246 161V162H247ZM257 162H258V160H256ZM30 162H31V166L33 167V165H34V167H35V170H34V172L32 173V171H33V168H32V170L30 171V170H28L27 169V167H30ZM82 162V164H80ZM116 162V163H117ZM144 162V161H143ZM150 162V161H149ZM149 162H144L145 164L147 163H149ZM215 162V163H214ZM46 162H44L43 164H45ZM100 163V162H99ZM110 163H112V164H110ZM125 163V164H124ZM136 163V162H135ZM134 163V164H135ZM157 163V162H156ZM166 163V162H165ZM176 163V162H175ZM197 163V162H196ZM231 163H233V162H231ZM239 163V162H238ZM238 163H236V164H238ZM241 163V162H240ZM245 163V162H244ZM252 163H254V162H252ZM39 164V166H40V168H39V166H37ZM83 165L84 164V167L82 166H80V165ZM95 164V163H94ZM101 164V163H100ZM106 164V163H105ZM133 164V163H132ZM145 164H144V166H145ZM200 164V163H199ZM211 164V163H210ZM217 164V165H218ZM224 164V165H223ZM228 164H226V165H228ZM247 164V163H246ZM251 164V163H250ZM250 164H247V165H250ZM256 164V163H255ZM6 165V164H5ZM112 165V166H113ZM168 165V164H167ZM242 165V164H241ZM254 165V164H253ZM256 165H258V164H256ZM260 165V164H259ZM262 165H263V163H262ZM47 166H48V164H47ZM114 166H113V168H114ZM132 166V165H131ZM150 166H151V163H150ZM152 166H154L153 164H152ZM157 166V165H156ZM172 166V165H171ZM198 166V165H197ZM229 166V165H228ZM227 166V167H228ZM245 166V165H244ZM252 166V165H251ZM49 167V166H48ZM54 166H52V168H53ZM57 167H59V169L57 168ZM86 167V169H82V168H85ZM91 167V168H90ZM95 167H96V165H95ZM111 167V166H110ZM124 167V166H123ZM135 167V166H134ZM214 166H212V168H213ZM226 167V170H228V168ZM231 167H232V165H231ZM248 167V166H247ZM256 167H259V166H254V169L256 168ZM31 168V167H30ZM47 167H45V169H46ZM56 168L58 169L57 171H56ZM112 168V170H114L115 171V168L113 169ZM143 168V167H142ZM246 168V167H245ZM252 168H253V166H252ZM263 168V167H262ZM261 168V169H262ZM49 169H50V167H49ZM95 169V168H94ZM100 169H102V168H100ZM211 169V168H210ZM214 170H215V167L213 168ZM218 168H217V166H216V170H217ZM219 169L221 170V167H219ZM219 169L217 170V171H219ZM247 169V168H246ZM251 170V168H248V170ZM259 169V168H258ZM261 169L260 170H254V174H255V172L256 173H258L257 171H260L261 173H263L262 171H261ZM43 170H44V168H43ZM106 170L107 169H105V172H106ZM120 170V169H119ZM123 170V169H122ZM147 170V169H146ZM249 170V171H250ZM51 171V170H50ZM103 171V170H102ZM246 171V170H245ZM244 171V172H245ZM216 172V171H215ZM222 172V171H221ZM231 172V171H230ZM252 172H253V169H252ZM45 173V172H44ZM240 174H241V172H239ZM49 174V173H48ZM105 174V173H104ZM222 174H224V172L222 173ZM228 174H229V172H228ZM244 174V173H243ZM247 174V173H246ZM250 174H251V171H250ZM250 174H249V176H250ZM253 174V173H252ZM55 175V174H54ZM226 175V174H225ZM236 175V174H235ZM255 175H257V174H255ZM260 176L259 177H261L262 175L261 174H259ZM42 176H44L43 175V173H42ZM51 176V175H50ZM104 176V175H103ZM252 176V175H251ZM264 176V175H263ZM262 176V177H263ZM55 177V176H54ZM59 177V176H58ZM92 177V176H91ZM189 177V176H188ZM254 177H256V176H254ZM258 177V176H257ZM47 178V177H46ZM56 178V177H55ZM98 178V177H97ZM234 178V177H233ZM59 179H61L60 177H59ZM88 179H89V177H88ZM246 179V178H245ZM254 179V178H253ZM259 179V178H258ZM262 180H263V178H261ZM61 181H63V180H60V182ZM186 181V180H185ZM50 182V181H49ZM58 182V181H57ZM66 182V181H65ZM64 182V183H65ZM188 182V181H187ZM192 182V181H191ZM223 182V181H222ZM53 183V182H52ZM64 183H62V185L64 184ZM185 183V182H184ZM43 184H44V186H43ZM88 184V185H87ZM193 184V183H192ZM229 184V183H228ZM48 185V184H47ZM59 185H61V184H59ZM61 185V186H62ZM65 185H66V183H65ZM95 186L94 188L92 187V186ZM103 185V184H102ZM195 185H196V183H195ZM199 185V184H198ZM230 185V184H229ZM50 186V185H49ZM48 186V187H49ZM67 186V187H68ZM87 188H86V187ZM234 186V185H233ZM54 187V186H53ZM57 187V186H56ZM66 187V186H65ZM69 187V188H70ZM90 187H92L93 188V190H95L94 192H92V188H90ZM184 187V186H183ZM191 187V186H190ZM239 187V186H238ZM58 188V187H57ZM70 188V189H71ZM186 188V187H185ZM45 189V190H44ZM48 189V188H47ZM50 189H51V187H50ZM56 189V188H55ZM55 189H54V191H53V193L55 192ZM59 189V188H58ZM57 189V190H58ZM73 189V188H72ZM72 189L69 191V192H71L72 191ZM81 189V188H80ZM192 189V188H191ZM190 189V190H191ZM194 189V188H193ZM235 189V188H234ZM237 189H239V188H237ZM53 190V189H52ZM82 190H84V189H82ZM81 191V190H80ZM205 191V190H204ZM244 191V190H243ZM68 192V193H69ZM103 192V191H102ZM128 192V191H127ZM150 192H152V191H150ZM78 193V192H77ZM91 193V194H90ZM195 193V192H194ZM218 193V192H217ZM247 193V192H246ZM56 194V193H55ZM149 194V193H148ZM156 194V193H155ZM158 194V193H157ZM160 194V193H159ZM207 194V193H206ZM237 194V193H236ZM251 194V193H250ZM255 194H257V193H255ZM262 194V193H261ZM70 195V194H69ZM72 195V194H71ZM81 195H82V193H81ZM86 195V194H85ZM68 196V197H67ZM73 196V195H72ZM83 196V195H82ZM82 196H81V198H82ZM105 196V195H104ZM113 196V195H112ZM200 196H201V194H200ZM162 197V196H161ZM196 197V196H195ZM203 197V196H202ZM201 197V200H202V203H205V209H203V210H205L207 213H209V214H216V215H219V214H223V213H225L226 211L228 212L229 211V205H227L228 207V209L226 208V204H224V203H222L221 201L222 200H219V199H215L216 197H203L202 198ZM261 197V196H260ZM3 198V197H2ZM76 198V197H75ZM81 198H79V199H81ZM157 198V197H156ZM262 198V197H261ZM17 199H19V200H17ZM73 199V198H72ZM12 200V199H11ZM156 200V199H155ZM9 201V200H8ZM80 201V200H79ZM105 201V202H106ZM111 202H112V200H110ZM24 202H28V204L29 203H31L34 207H35V209H36V211H37V219H34L32 216H30V215H28L27 213H28V210H26L25 211V207H26V203L25 204H23ZM73 202V201H72ZM201 202V201H200ZM224 202V201H223ZM70 203V202H69ZM95 203H98V204H95ZM201 203V204H202ZM71 204V203H70ZM101 204H103V203H101ZM153 204V203H152ZM8 205V206H7ZM25 205V206H24ZM154 205V204H153ZM204 205V204H203ZM28 206V205H27ZM29 206H31V205H29ZM103 206V205H102ZM33 207V208H34ZM84 207V206H83ZM87 207V206H86ZM93 207V208H92ZM106 207V206H105ZM112 207V206H111ZM154 208V207H153ZM201 208H203V207H201ZM34 209V210H35ZM65 209H67V208H65ZM64 209V210H65ZM103 209V208H102ZM115 209V208H114ZM130 209V208H129ZM29 210H30V208H29ZM33 210V209H32ZM33 210V211H34ZM97 210V209H96ZM95 210V211H96ZM107 211V210H106ZM108 211H109V209H108ZM131 211V210H130ZM150 211V210H149ZM31 212V211H30ZM61 212V211H60ZM66 212V211H65ZM99 212H100V210H99ZM110 212V211H109ZM118 212V211H117ZM233 212V211H232ZM72 213V212H71ZM95 213H97V212H95ZM106 213V212H105ZM130 213V212H129ZM158 213V212H157ZM198 213V212H197ZM206 213V214H207ZM34 214H35V212H34ZM34 214H32V215H34ZM70 214V213H69ZM73 214V213H72ZM144 214V213H143ZM246 214V213H245ZM61 215V214H60ZM65 215V214H64ZM119 214H117V216H118ZM130 215H132L131 213H130ZM157 215V214H156ZM155 215V216H156ZM158 215H161V214H158ZM66 217L68 216V218H71V220H72V216L71 215H65ZM64 216V217H65ZM69 216H71V217H69ZM90 216H89V218H90ZM116 216V217H117ZM127 215H125V218H126V220H127V218H129V217H126ZM65 217V219H67ZM91 217H93V216H91ZM123 217V216H122ZM157 217V216H156ZM160 217V216H159ZM82 218V217H81ZM119 218V217H118ZM76 219V218H75ZM75 219H73V220H75ZM77 219H79V218H77ZM84 219V218H83ZM98 219V218H97ZM130 219V218H129ZM133 219V218H132ZM132 219H131V222H128V221H126V222H128V224H130V225H133L134 226V221H132ZM159 219V218H158ZM158 219H157V221H158ZM257 219V218H256ZM70 220V219H69ZM72 220V221H73ZM89 220V219H88ZM95 220V219H94ZM123 220V219H122ZM134 220V219H133ZM136 220V219H135ZM161 220V219H160ZM65 221H68V220H65ZM76 221H78V220H76ZM76 221H75V223H76ZM85 221V220H84ZM257 221V220H256ZM36 222H42V225H37V224H35ZM64 222V221H63ZM132 222H133V224H132ZM136 222V221H135ZM149 222V221H148ZM66 223V222H65ZM65 223H63V226H65ZM72 223V222H71ZM124 223V222H123ZM152 223V222H151ZM257 223V222H256ZM255 224V223H254ZM258 224H259V222H258ZM126 225V224H125ZM136 225V224H135ZM161 225V224H160ZM257 225V224H256ZM128 226V225H127ZM183 226V225H182ZM263 226V225H262ZM87 227V226H86ZM130 228L132 227V226H129ZM135 227V226H134ZM174 227V226H173ZM64 228L65 227H63V230H64ZM67 228V227H66ZM88 228V227H87ZM133 228V227H132ZM237 228V227H236ZM62 229V228H61ZM69 229V228H68ZM263 229V228H262ZM67 230V229H66ZM66 230L64 231V235H65V232H66ZM82 230V229H81ZM127 230V229H126ZM167 230V229H166ZM249 230V229H248ZM68 231V230H67ZM130 231V230H129ZM141 231V230H140ZM167 231H169V230H167ZM75 232V231H74ZM115 232V231H114ZM78 233V232H77ZM80 233V232H79ZM133 233V232H132ZM175 233V232H174ZM240 233H241V231H240ZM67 234V233H66ZM121 234V233H120ZM4 235V236H3ZM68 235V234H67ZM76 235V234H75ZM82 235V234H81ZM114 236V235H113ZM125 236V235H124ZM137 236V235H136ZM173 236V235H172ZM66 237V236H65ZM69 237V236H68ZM71 237V236H70ZM83 237V236H82ZM95 237V236H94ZM129 237H131V236H128V238ZM74 237H72V239H73ZM139 238V237H138ZM263 238V237H262ZM66 239H68V240H71V238H67L66 237ZM65 239V240H66ZM77 239V238H76ZM114 239V238H113ZM137 239V238H136ZM63 240V241H62ZM67 240V241H68ZM75 240V239H74ZM85 240V239H84ZM220 240V239H219ZM218 240V241H219ZM226 240H227V238H226ZM229 240V239H228ZM227 240V241H228ZM77 241V240H76ZM89 241H91L90 239H89ZM93 241V240H92ZM91 241V242H92ZM160 241V240H159ZM221 241V240H220ZM263 241V240H262ZM66 242V241H65ZM71 242V241H70ZM75 242V241H74ZM74 242H73V244H74ZM224 242V241H223ZM93 243H94V241H93ZM97 243V242H96ZM101 243V242H100ZM221 243V242H220ZM235 243V242H234ZM60 244V245H59ZM65 244V243H64ZM72 244V243H71ZM81 244H82V242H81ZM95 244V243H94ZM93 244V245H94ZM130 244V243H129ZM216 245H217V243H215ZM215 244H214V246H213V244H212V246L211 245H209V246H206L205 247V251L204 252H207L206 254H210V255H213V257H215L216 255H214L215 253H219L221 250H220V248L218 247V251L219 252H214V247H216L217 248V246H215ZM228 244V243H227ZM226 244V245H227ZM77 245V244H76ZM76 245H75V247H76ZM97 245H99V244H97ZM180 245V244H179ZM239 245V244H238ZM244 245V244H243ZM257 245V244H256ZM261 245V244H260ZM78 246V245H77ZM80 246V245H79ZM82 246V245H81ZM100 246V245H99ZM137 246V245H136ZM223 246V245H222ZM222 246H220V247H222ZM229 246H230V243H229ZM255 246V245H254ZM259 246V245H258ZM262 246V245H261ZM63 247V246H62ZM83 247V246H82ZM84 247H86V246H84ZM203 247V246H202ZM226 246H223V249L225 248ZM228 247V246H227ZM238 247V246H237ZM241 247V246H240ZM264 247V246H263ZM63 248H65V247H63ZM88 248V247H87ZM92 248V247H91ZM103 248V247H102ZM242 248V247H241ZM261 248V247H260ZM81 249V248H80ZM79 249V250H80ZM82 249H84V248H82ZM89 249V248H88ZM222 249V248H221ZM222 249V250H223ZM228 250H229V247L227 248ZM232 249V248H231ZM230 249V250H231ZM239 249V248H238ZM252 249V248H251ZM257 249V248H256ZM58 250H59V248H58ZM228 250H223L222 252H226V251H228ZM229 250V251H230ZM253 250H255V249H253ZM258 250V249H257ZM264 250V249H263ZM65 251V250H64ZM63 251V252H64ZM81 251V250H80ZM87 251V250H86ZM93 251V250H92ZM234 251V250H233ZM250 251V250H249ZM259 252H261L262 253V251H260V250H258ZM221 252V253H222ZM258 252V253H259ZM25 253V254H24ZM28 253V262L27 263H25V256H26V254ZM59 253V252H58ZM67 253H68V251H67ZM201 253V252H200ZM228 253H230V252H227V254ZM246 253V252H245ZM248 253V252H247ZM251 253V252H250ZM261 253H259V257H260V255H261ZM184 254V253H183ZM205 254V253H204ZM205 254V257H207L208 255H206ZM231 254V253H230ZM263 254H264V252H263ZM262 254V255H263ZM25 255V256H24ZM61 255V254H60ZM97 255V254H96ZM238 255V254H237ZM243 255V254H242ZM254 255H257V254H254ZM62 256H64V255H62ZM198 256V255H197ZM83 257V256H82ZM95 257V256H94ZM165 257V256H164ZM194 257V256H193ZM205 257H203V258H205ZM210 257V256H209ZM241 257V256H240ZM197 258V257H196ZM232 258V257H231ZM234 258V257H233ZM69 259V258H68ZM71 259V258H70ZM85 259V258H84ZM97 259V258H96ZM220 259V258H219ZM241 259V258H240ZM72 260H73V258H72ZM214 260V259H213ZM27 261V260H26ZM79 261V260H78ZM88 261V260H87ZM93 261H95V260H93ZM194 261V260H193ZM245 261H246V259H245ZM254 261V260H253ZM77 262V261H76ZM76 262H74V263H76ZM83 262V261H82ZM237 262V261H236ZM67 263V262H66ZM69 263H71V262H69ZM69 263H67V264H69ZM80 263V262H79ZM95 263V262H94ZM93 262L91 263V264H94ZM98 262H96L95 264H97ZM104 263V262H103ZM260 263V262H259ZM258 263V264H259ZM87 264H89V263H87ZM102 264V263H101ZM212 264V263H211ZM217 264V263H216ZM219 264V263H218ZM230 264H231V262H230ZM260 264H262V263H260Z\"/></svg>","mask_w":264,"mask_h":264}]
</instances>
